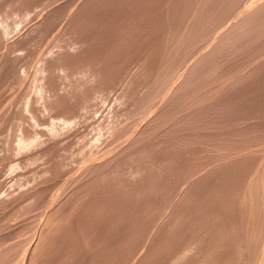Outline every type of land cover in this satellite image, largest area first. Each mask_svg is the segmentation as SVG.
<instances>
[{
    "label": "rangeland",
    "instance_id": "1",
    "mask_svg": "<svg viewBox=\"0 0 264 264\" xmlns=\"http://www.w3.org/2000/svg\"><path fill=\"white\" fill-rule=\"evenodd\" d=\"M170 1H174V0H120V1L119 0H0V8H1L0 9V68H1L0 69V82L4 83V84L7 82L5 85L0 83V89H1V91H0V93H1L0 94V104H1L0 107L2 106L0 108V112L2 111L0 113V117L3 116L2 119L5 117L3 119V122L0 121V155H1L0 159L2 158V160H0V208L2 210L4 209L3 211L0 209V212H1L0 218L2 219L0 222L3 223V224H0L2 226V227L0 226V237H1L0 238V240H1L0 241V252H1V250L5 251L4 249H7L10 246L8 248V251L11 248L10 251H12L14 253V254L12 253V255H15L14 257H11V258H15L17 260V261H15V259H11V260L15 261L13 264H20L22 261L23 262L21 264H27V263L29 264V261L31 262V264H36V263L37 264H56V263L57 264H72V263H74V264H112V263L113 264H130V263L131 264H193L194 262L196 264H211V263L212 264H222V263H224V264L225 263L226 264L227 263H229V264H241V263L242 264H248V263H251V264H253L255 262V261H253L255 259V257H254V255L256 253L255 251L258 252V250H256L255 246H259L258 248H260V250H261L263 245H264V244L263 245L260 244V243H264V241L262 239H260L262 241L259 242V238L261 237L262 233L264 232V231L261 232V230H264V227H263V225H264L263 224L264 212L261 210H264V209H261L262 206H260V204L264 205V203H262V202L260 204L257 203V202H260L259 199L262 200L264 198V189L262 188V186H264V176H263L264 175V162H263L264 161V146H263L264 145V139H263L264 138V123H263L264 122V96H263L264 95V76H263L264 64L261 65V63H264V58H261L259 60L261 62V63L260 62L259 63L262 66L260 70L263 74L261 72L260 73L263 76L261 78L263 80H260L261 76H259V75H261V74L258 72V69H256V73L254 72L255 67H258L260 65L257 64L256 66L253 67L252 66L253 64H252L249 67L254 68V70H252L248 67L246 69V71L249 69L250 70L249 72L252 73L251 75H253V73H255L256 75L254 74L252 81H249V82H251V84L250 83L246 84V86L248 85L247 86L248 88L245 86V83H247L246 81L245 82L242 81V82H244V84L242 85V86H244V88L239 87V89H241V91L240 90L238 91V89L236 87V86H238V84H235L234 83L235 81H233L234 84H232V85H231V83L229 84V86L234 87L233 89L234 90L236 89L239 93L237 91L232 92V90H230V89H229V91H227L226 88H223L225 90L220 88V92H219V88H218V92L221 93L219 95L217 93L218 98L219 99L221 98L220 102H219V100H217V95L215 94L217 92V90H215V92L213 94H210V96H211L210 98L213 97L212 101H214L216 103L218 102L217 103L218 106H217V105H215L216 103L212 104V101H210V104H212L211 107H214V106H217L218 108L220 107L221 109L220 108L219 109L214 108V110L216 112L219 110L218 112L220 114H218V112L216 114L215 111L213 113V108H211V107L208 108V110L210 112L212 109L211 113L209 111H207V108H205L206 111L209 112V114H211V116H213V117L215 116V118H217L221 114H223L225 117V118L224 117L223 118L225 120L222 119L223 115H221L219 117L221 119V121L219 120L220 123L218 124V122H217L218 118H217V120L212 119V121H209L212 117H208L209 118L208 120H207V118H203V117H206V113H204V111H205L204 108H202L203 110L201 109L202 111L201 110H199V112L197 111V113H199V114H200V112H203L202 114H205L204 116L201 114L202 119H200V117H199L198 121H199V119H200V121L201 120L206 121V122L202 121L203 122L202 126L204 127L205 131L203 133L198 131L197 133L202 134V137H204L205 136L204 134H206V136H208V137H210V139L212 138L214 140L216 137H219L220 133H221V135L224 134L223 132H225V131H228L229 132L228 135H230L228 137L232 138L231 134L233 132L234 133L233 138L230 140H227L228 143L230 142L229 144H231L232 142L235 143V144L232 143L233 147H231L232 145L229 146V144L225 143V141L223 142V140H219L220 137H221V139H223V137L225 139V136L227 135V133H225V136L220 135V137L217 138L218 142L215 139L217 144H219V142L221 143L217 149V150L220 149V151H219L220 153L215 151L216 150L214 148V147H216L215 141L213 142L214 146L212 145V143H211V145L209 144L210 147L213 146V148L209 147V148H207L209 150H205L207 147V144H208L207 142H206V144H205V142L203 143V140L205 138L202 139L201 141H202V144H205L206 147L204 146V148H205L204 150L200 149L199 146L198 147L196 146V145H200L198 143L201 141L197 140V138L200 135L197 134V136H198L197 137L195 135L196 134V132H195V134H193V136L194 135L196 136V137L194 136L196 140L192 139V133H190L191 134V138H190L191 142L193 140L195 143L194 147L192 146V148H191V145H193L192 144L193 142H192L191 145L189 147H187L188 149L182 148L183 150L186 149V151H184V153H183V152H180L183 150H181V149L178 150V148H180V146H183V144L182 145L178 144L179 146L177 148L175 147L176 151L174 150V154H173L174 156H172V154H170V156H168L169 153L172 151L171 147H174V145L172 146L170 144H173L174 140L176 143H179V140L181 138H179V139L177 138V140H176V137L179 134V131L175 132V131L169 130L170 134H171V132H175V133H172L174 135L175 139H174V137L171 136L172 134L170 135V137H172L174 139V140L171 139V140H173V142L169 139L172 142V143H170V141L168 140V138H170V137L167 138V134H169V133L166 134L165 131L167 130V128L164 129V127H162L163 128L162 131L158 130V131H156V133L153 132V134H150V136L153 135L152 136L153 138H155L154 136H156L158 139V137H161L160 134L162 132V137L164 139H161V140H168L169 142H163L160 139H158L157 141H154V142H156V143H154V142H152L153 140L152 141L150 140L151 142H149V143H153V144H147L146 146H143V148H142L141 146L145 144V143L143 144V141H146V143H147V141H149V138H152L150 136L148 137L147 133H144V135L146 134L145 135L146 137L142 135L143 137H145L144 140L134 142V141H136L135 137L136 136L138 137L139 134L141 133L140 130L143 127L142 124L143 125L145 124V127H146L147 124L149 123L150 119H151L150 117H152V119H154L153 117H155V116H153L154 115L153 113H156V111H155V110H157L156 106L159 107V105H161V102L164 100V99L162 100V98H164V96H166V94H168L165 92L164 93L165 95L164 94L161 95V97H160L161 99H159L160 101L156 102L157 105L155 104V108H153V110L151 112L149 111L147 115H144L145 118H144V116H142L141 119L139 118L141 120V121L138 120L140 123L134 122L136 120V118H134V116H132V115H135V114H131L132 118L130 117L129 114H130V112L132 113V110H133V109H131V108H133L132 106L137 104V102L140 106L141 100H138V97L145 96L143 94L147 91L145 89H147L146 87H148V85H147V84H149L148 80H150V82H151V80L153 78L150 75H153L152 71L154 70L153 68H155L154 66H156L155 62H157L158 57H160V55H159L160 53L156 54L155 52H159V51L163 52L165 50V48H163V50L159 49V48H161L164 37L167 36L166 38H168L169 34L173 32V31H170L169 29L170 28L172 29V25L173 24L175 25L177 23V19H179V18H177L174 20L173 18H176L175 15L177 16V14L179 12H181V13H179V15H180L183 12V10H181V4H182L181 2L182 1L184 2L185 0H179L180 1L179 3H178V0H175L174 2H172L173 6L169 5V3L171 4ZM236 1H238V0H236ZM241 1L240 0L238 1V5H237V2L234 1L235 5L239 6ZM252 1H253V3L256 2L258 4L261 3V1L264 2V0H261V1L260 0H246V1L243 0L242 3H245V4H243L241 6H245V8L243 7V9H246V5L249 6V8H251L253 5V3H252V5L250 6ZM257 1H260V2H257ZM185 2L187 3L188 1L186 0ZM185 2L183 3V5L185 4ZM232 2H233V0H232ZM234 2L231 6H235ZM256 3H254V5H256ZM175 4H176V7H178V8L174 7ZM254 5H253V7H254ZM34 6L36 7L35 9H34ZM67 6H69V7H67ZM169 6H170V9H168ZM237 6H235L233 8L237 9ZM166 7H168V8H166ZM171 7L173 9L175 8L177 10H179V7H180L181 11L179 10V12H178V11H175V9H174V12H175L174 15H173L174 12L171 11L173 16H171L170 18L172 19V21L173 20L174 21H173V24H170L171 26L169 28L168 27L169 23H171V20L169 18V13H170V10H173ZM182 7H185V6H182ZM239 8H240V6H239ZM236 9H234V14H236L235 13ZM164 11L165 12L168 11V13L166 14ZM229 11H230L229 14H231L232 8H230ZM240 11H239V13H237L238 17H240V13H241ZM96 12H98V13H96ZM237 12H238V10H237ZM242 12H243V10H242ZM88 13L90 16L88 15ZM171 13H170V15H171ZM227 13H225V14H227ZM50 14H52L53 16ZM233 15H228L229 17L227 16L228 17L227 19L229 20V22L227 20V22L229 23L228 25H227L226 17H225V20H221V22H220L222 25H220V27L216 26L217 27L216 29L214 28L215 32L213 31L214 32L213 34H216L215 36L224 32L225 29L227 30V28L231 27L230 23L232 25L233 22H235V21L232 22V20H235V18H236L235 17L236 15H234V16ZM167 17H168V19H167ZM230 18H231V20H230ZM71 19H73V20H71ZM162 20L163 21L166 20L165 22L167 23V25L166 24L164 25V22ZM175 21H176V23H175ZM222 22L225 24L223 25ZM178 24H177V26H178ZM43 25H45V26H43ZM65 25H67V26H65ZM163 25L167 26L169 29L164 28ZM162 26H163V28H161ZM222 27H226V28L222 29ZM157 29H159V30H157ZM162 29L163 30L166 29L167 31L169 30L170 32L168 31V33H165L167 31L166 30L163 31ZM106 30H108V31H106ZM160 30H162V31H160ZM216 30H218V31L220 30L221 32L219 31L217 34ZM156 32H158V33H156ZM105 33H106V35H105ZM121 33H123V34H121ZM163 33H165V34H163ZM156 34H158L163 39L161 40V38H159L158 35H157L158 36L157 37ZM213 34H212V38L213 37L215 38V36ZM59 35H61V36H59ZM162 35L164 37H162ZM9 36H11L12 38ZM21 36H22V38H21ZM38 36H39V39H38ZM115 36H116V38H115ZM57 37H58V39H57ZM51 38H52V40H50ZM86 39H88V40H86ZM64 40H65V42H64ZM97 40H99V41H97ZM150 40H152V41H150ZM25 41H27V42H25ZM20 42H21V44H20ZM159 42L161 43V45L158 44ZM164 44L165 45H162L163 47L166 46L167 42L166 43L164 42ZM203 44H201L198 47L199 49H201V50H199L200 52L198 51V48H197V51H195V49L193 50V53H191V55L193 54V57H191L189 55V58L186 59L188 61L190 60L189 63L184 62L185 64H183V67H180V71L182 68V71L184 72L185 69L190 64H192L193 61H195L198 56H200V54L205 53L204 50L206 51L209 49L206 46H204V47H206L207 49L204 48ZM205 44H206V42H205ZM207 44L209 46V43H207ZM153 45L155 48L154 51H153ZM158 45H160V46H158ZM202 48H204V49L202 50ZM27 49H29V50H27ZM101 49H103V50H101ZM146 49L148 50V52ZM62 50H64V51H62ZM129 51H130V53H129ZM139 52H141V54ZM152 52H153V55H152ZM195 52H197V53H195ZM157 55H159V56L157 57ZM20 58H21V60H20ZM23 58H25V60ZM12 61H13V63H12ZM150 62H151V64H150ZM158 62H157V64H158ZM256 63H258V61ZM145 64H147V65L145 66ZM148 64L151 66H149ZM186 64L188 66H186ZM47 65H49V67ZM147 66L149 67V69ZM258 68H260V67H258ZM52 69H53V71H52ZM147 69L151 72V74H150V72H148L149 75L146 74L148 71ZM144 70H147L146 73H144L145 72ZM183 72H179V70H178L179 75ZM239 73L241 74L242 71ZM242 74H244V71ZM246 74H247V72H246ZM142 75L144 77H142ZM179 75L176 76V78L178 77V79H175L174 82H172L169 85L170 88L167 87L168 88L166 90L167 92H169V90L174 87L173 83H174V85H176V83L180 80L182 75H180V77H179ZM133 76H134V78H133ZM140 77L143 79H141ZM256 77H257L258 81H255V80H257ZM144 78H145V80H144ZM146 79H148V80H146ZM19 81H21L22 84L19 83L20 85H17V83ZM141 81H142V83H140ZM15 82H16V84H14ZM146 82H147V84H146L147 86H145V84H144ZM8 83H9V85H8ZM236 83H238V81ZM139 84L141 86H144V87H141ZM240 84H242V83H240ZM255 85H257V86H255ZM18 86H19V89L16 90L15 87L18 88ZM47 86H48V88H47ZM106 86H108V87H106ZM13 87H14V89H13ZM226 87L228 89V86H226ZM232 87H230V88L232 89ZM149 88L151 89L152 86H149ZM221 89H222V91H226V92H221ZM245 89H247L248 91L247 90L245 91ZM10 90H12V91H10ZM117 90L119 93L117 92ZM137 90H138V93L140 95L142 93V96H140L137 93ZM143 90H145V91H143ZM12 92H13V94L10 95V93H12ZM18 92H20V94H18ZM228 92H230V95L232 93V97L229 96ZM250 92H251V94H250ZM252 92H254V93H252ZM222 93L228 94L229 97L225 96V95H224L225 98L221 97V96H223ZM235 93H236V95H235ZM6 94L8 95L7 97L5 96ZM85 94L88 95V97ZM98 94H99V96H98ZM106 94H108V95H106ZM136 94H138L139 96ZM145 94H147V93H145ZM21 95H22V97H21ZM132 95L135 97L133 98ZM250 96H251V98H250ZM5 97H6V100L4 99ZM119 97H120V99H119ZM230 97H231V99H230ZM129 98H131V100H128ZM222 98L224 100L227 98L226 100H228L227 101L228 103L227 102L225 103V101ZM102 100H103V102H102ZM110 100H111V102H110ZM221 100L224 102H222ZM10 101H12L13 104ZM235 101H236V104H234ZM117 102H118V104H117ZM229 102H230V104H229ZM7 103L9 105H7ZM114 103H116V104H114ZM219 103L221 105H222V103H223V105L225 104L226 106L224 105V107H226V108H223V106L221 107V105ZM246 104H247L246 108L249 107L248 108L249 110L244 108ZM102 105H103V107L101 108ZM137 105L134 107L135 108L134 110H136V111H137V109H136ZM230 105H233L232 109L228 110L229 107H231ZM234 105H235V107H234ZM242 105H243V108L241 107ZM127 106H130L129 107L130 109H128ZM139 106H138V108H139ZM6 108L7 109L9 108L10 110L8 109V111H5V110H7ZM252 108H253V110H251ZM49 109H50V111H49ZM236 109H238V110H236ZM136 111H134V112L136 113ZM229 111H231V112H229ZM237 111H240V112H237ZM10 112H11V114H10ZM151 113H152V115H151ZM238 113L240 115H238ZM7 114H8V116H7ZM59 114H61L62 116ZM89 114H91V115H89ZM4 115H6L7 117ZM128 115L130 118L128 117ZM237 115L239 116V118L241 116L240 119L243 120V121L239 120L240 121V122H238L239 124L235 120V119H237V120L239 119L237 117ZM123 116H124V118H122ZM207 116H208V114H207ZM226 116L227 117L230 116V117L226 119ZM233 117L235 118L234 123L237 124L236 125L237 127H239L238 130L240 129L238 132L236 131L237 127L234 126L235 124H232L233 122H231ZM244 117L247 120H245ZM125 118L127 120H124ZM128 118L131 119V121L128 120ZM2 119L0 118V120H2ZM132 119H134V120H132ZM250 119L254 122L251 123ZM120 120H122V121H120ZM222 120H224V121L229 120V121H227V123L225 122L226 125L223 126L225 123L224 122L222 123ZM142 121L144 123H142ZM70 122H71V124H70ZM133 122L135 125L133 124ZM146 122H148V123L146 124ZM195 123L198 124L200 122H195ZM248 123H249V126H248ZM250 123H251V125L253 124L254 127L250 126ZM7 124H9V125H7ZM196 124H195V126L197 127L196 130L203 131V130H201V125L198 124V126L200 125V127L198 129V126ZM204 124L206 125V127L209 128L208 130L214 131V132L210 133L209 131H207L206 130L207 128L205 129ZM207 124H209V125H207ZM214 124L216 126L215 128H218V126H219V129H220V126L223 124L221 127H224L225 129L224 128H221V130L216 129L217 132H215L216 130H214L215 129ZM217 124H218V126H217ZM130 125H131V127H130ZM192 125H191V129L189 128L190 132H192L191 130L194 127V125H193V127H192ZM135 126L136 127L138 126L137 127L138 129ZM145 127H143V129ZM185 127H186V125H185ZM187 127H189V126H187ZM229 127H230V129L233 128V130L227 129ZM246 127L249 130L251 128H254V129H251V132H250ZM168 128H170V126ZM244 128L247 129L248 132H246V130H244ZM258 128H259V130H258ZM52 129H53V131H52ZM222 129H224L225 131ZM160 130H161V128H160ZM171 130H172V128H171ZM182 130H184V129H182ZM182 130H181V132H182ZM241 131H243V132L245 131L247 134L246 136L250 135L249 134V132H250V133L254 134V136L257 138L254 137L255 138L254 139L253 136H250V138L248 137L249 139H251V137H252L253 140H255V141H253V143H251L252 142L251 140H250L251 142H249V143L245 142L244 141L245 139H242V138H241L242 139L241 142L240 141L238 142L239 138H237L236 136L242 137L243 134L245 135V133L242 134ZM83 132H85V133H83ZM138 132H140V133H138ZM181 132H180V134H182ZM187 132H188V130H187ZM205 132H207L208 134ZM218 132H219V134H218ZM236 132H237V134H236ZM157 133L158 134L160 133L159 136L157 135ZM184 133H186V132H184ZM125 134H126V136H125ZM180 134H179V136H181ZM190 134L189 135L186 134L185 136H190ZM215 134H216V136H215ZM239 134H241V135H239ZM18 135H20V136H18ZM92 135H95V136H92ZM182 135H184V134H182ZM142 136H141V138H142ZM212 136H215V138ZM91 137H93V138H91ZM129 137H133L134 139L129 138ZM202 137L200 136L199 138H202ZM208 137H206V138H208ZM243 137H245V136H243ZM128 138H129V140H128ZM245 138L247 141H249L247 139V137H245ZM38 139H40V141ZM106 139H107V141H106ZM182 139H184V138L182 137ZM190 139L187 138V140H188L187 143L188 142L190 143ZM2 140H4V141H2ZM12 140H14V141H12ZM155 140H156V138H155ZM32 141H34V142H32ZM130 141L133 143H130ZM195 141H197V142H195ZM30 142L32 145H29ZM55 142H57V143H55ZM127 142L130 143L129 145H131V146H132V144H135V146L137 145L135 147L136 149L134 148V150H133L134 152H132L134 145L132 146L131 150L126 151V149L128 148L127 146H125V145H128ZM184 142L185 141L183 140V143ZM210 142H211V140L209 141V143ZM236 142H238V143H236ZM167 143H169V144L167 145ZM256 143H257V145H256ZM261 143H263V144H261ZM93 144H94V146H92ZM122 144L126 147V149H121V148H125ZM139 144H140V146H139ZM236 144L237 145L242 144L243 149H240V147L242 148L241 145H239V147H238ZM246 144H248V146H246ZM24 145H25V147H24ZM234 145L236 146V148ZM161 146L164 147L163 150H166V149L168 150V148L170 147L171 148V149L169 148L170 152L167 154L166 151H163L161 149L162 148ZM176 146H177V144H176ZM184 146H185V143H184ZM258 146H259V148H258ZM200 147L203 148V145H201ZM225 147H227L228 149H229V147L232 148V150L229 149V151H232L231 153L228 152L229 156H228V153L226 155V151H228V150H226ZM38 148H41V150ZM69 148H70V150H69ZM99 148L100 149L102 148L101 151ZM233 148H235V149L239 148L240 150L237 149L238 151L236 150L237 152L235 153V151H233ZM213 149L215 152L212 151ZM15 150H17V151H15ZM112 150L113 151L115 150L114 152H116V153H114ZM120 150H123L125 153H122L123 151H121V152H118V154H117V151H120ZM160 150H162V152ZM85 151H87V153ZM15 152H16V154H15ZM63 152H65V153H63ZM103 152L106 154H104ZM129 152H132V153L127 154ZM164 152H166L167 155L164 154ZM175 152H178V153L180 152V154L175 153ZM201 152H202V154H200ZM257 152L258 153L260 152L259 155ZM77 153H78V156L76 155ZM89 153H91L92 156H90ZM95 153L96 154L100 153L101 156L100 155L95 156ZM112 153H114L115 155ZM140 153H141V155H140ZM172 153H173V151H172ZM51 154H52V156H51ZM152 154H154L155 156ZM256 154H257V156H256ZM112 155H113V157H111ZM122 155H128V156L127 157L124 156L125 158H123ZM236 155L238 156V158ZM261 155L263 156V158ZM93 156H94V158H93ZM103 156L107 157V158L110 156L111 158H108V159L114 158L113 161H115V159H117V158H115L116 156H120L121 159L118 158L120 160V162L118 161L116 163V161H115V163L117 164L116 166L114 165L113 161H112L113 165L111 164L112 162L110 163L111 165L108 164L111 167L115 166L113 169H111V167L106 166L107 168L104 167L105 170L103 169L104 172L102 170H99L100 172L98 171L99 172L98 174L96 172L95 175L93 173L94 176L90 175L93 178L88 175L87 177H90V178H89V180L86 179L85 178L86 175L84 177V174L82 175L81 173L86 171V168L89 165L90 160L93 161V159H94L95 161H93V163L97 162L95 164H98V163L102 164V161L106 162V160H107V158H103ZM201 156H202V158L203 157L204 158L202 159ZM260 156L263 160L260 159ZM257 157H259V158H257ZM96 158H98L99 160ZM197 158H199V159H197ZM230 158H232V159H230ZM206 159H208V160H206ZM216 159L217 160L219 159V161L217 162ZM211 160L212 161L214 160V161L212 162ZM233 160H234V162H233ZM27 161H29V162H27ZM123 161H125V162H123ZM215 161H216V163H215ZM209 162H210V164H209ZM82 163H83L84 167H82L83 166ZM137 164H139V165H137ZM185 165H187V166H185ZM203 165L204 166L206 165L207 170H204L206 168H204V169L201 168V167H204ZM209 165H211V166L209 167ZM216 165H217V167H216ZM236 165H238V166H236ZM73 166H74V168H73ZM71 167L73 168L74 171H76L77 174L74 171H72V169H70ZM79 167H80V169H79ZM232 167H233V169H232ZM257 167H259L262 174H260L256 171V170H259ZM181 168H182V170H181ZM199 168L201 169V171ZM245 168H246V170H245ZM78 169H79V172H78ZM162 169H163V171H162ZM68 171H70V172H68ZM189 171H190V173H188V175H187V172H189ZM198 171L200 172V174ZM126 172H127V174H126ZM256 172H257V176H255ZM67 173H69L70 175H68ZM169 173H170V175H169ZM252 173H254L255 174L254 176L256 177V179H258L257 183H259L261 181V178L263 179V182L262 183L260 182V184H258V185L255 184L254 183L256 181L255 177H253V180L251 179L252 178L251 176H253ZM73 174L75 176V179L78 177L77 175H79V177L83 176L82 177L83 179L79 178V177L78 178L80 181H81V179L84 180V182L81 181V183H82L81 184L80 181L78 180L79 181L78 184H75V182H74L75 180H72V179H74ZM99 174H101V175H99ZM193 175H194V177L197 176V178H193ZM259 175L260 176L262 175V176L259 177ZM238 176H240V177H238ZM71 177H73V178H71ZM94 177H95V179H94ZM217 177H219V178H217ZM248 178H250L252 181H254L252 183L258 189L251 183V180ZM49 179H51V180H49ZM185 179H187V180H185ZM191 179H192V181H191ZM182 180H184V181H182ZM238 180H239V182H238ZM67 181L69 183L72 182L73 185L68 184ZM120 181H121V183H120ZM151 181H153L154 183L151 184ZM197 181H198V183H197ZM249 181L254 186L253 187L250 185L251 187H253V191L256 188V191L258 190L261 193L260 194L261 196H259L258 195L259 192L255 191L257 193V195H256L257 197L254 196L256 198V199L255 198L254 199L257 200V198H258L257 202H255L254 199L253 200L250 199L251 197L249 195L251 193L248 194L249 197L247 196V200H249V201L251 200V202L253 201V202L257 203L256 205H254L255 203H252L254 205V206L253 205L252 206L253 207L256 206V208H254V213L258 212L260 217L256 216L258 214L254 215V213H252L253 210L252 211L250 210L251 208L249 207L250 206L249 204H251V203L249 201H248L249 206L246 205L247 200L245 203L243 201L244 199H246L244 197H246L247 193L245 192L246 194H244L242 191L249 190V188H246V186L250 184ZM66 183H67V185H64ZM76 183H77V181H76ZM179 183H180V185L182 183V185L180 186ZM79 185H80V187H79ZM10 186H11V188H10ZM71 187L74 189H72ZM21 188H22V190H21ZM65 188H67L66 189L67 192L64 190ZM68 188L70 190H68ZM250 190L252 192V188H250ZM250 190H249V192H250ZM153 191H154V193H152ZM17 192L19 195L17 194ZM68 192L69 193L71 192V193L69 194ZM32 194H33V196H30ZM37 194H39V195H37ZM147 194H149V195H147ZM162 194H164V195H162ZM54 195H55V197H54ZM59 195L61 196V198ZM57 197H59L58 200H56ZM103 197L105 199H103ZM259 197H263V198H259ZM67 199L70 201H68ZM173 200H175V201L173 202ZM130 201H132V202H130ZM39 202H41V203H39ZM70 202H72V203H70ZM237 202H239L238 203L239 205L236 204ZM263 202H264V200H263ZM184 203H186V205ZM17 204H18V206H17ZM65 204H67L68 206ZM159 204L162 206L160 207ZM196 204H198V205H196ZM179 205H180V207H179ZM219 205H221V206H219ZM245 205L248 208H246ZM167 206H169V207H167ZM259 206H260V208H259ZM162 207H163V209H162ZM243 207H245V209ZM253 207H252V209H253ZM146 208H148V209H146ZM263 208H264V206H263ZM247 209H249L248 212H250L251 216L253 214L255 219H256V217H258L256 220L257 223H255L254 218L251 219L253 216L251 218H250V216H248L249 213H247L246 217L248 219L250 218L251 221H250V219L247 221L246 218H244V220H243V215H246ZM256 209H260V210H256ZM255 210H256V212H255ZM4 212H5V214H4ZM152 213H153V215H152ZM87 214L89 217L87 216ZM4 215L8 219L10 218V220L5 219ZM52 215H53V218H51ZM33 216H35V217H33ZM145 216H146V218H145ZM235 217H236V219H235ZM237 217L238 218L240 217L239 220H237L238 219ZM259 218L261 220V224H263V225H258L260 223V220L258 222ZM115 219H116V221H115ZM245 219H246V221H245ZM155 220H157V222ZM8 222L9 223L11 222V224H9ZM74 222H75V224H74ZM246 222H248V223H246ZM252 222H254V225H252L253 224ZM6 223L8 226L4 225ZM45 223H48V224L46 225ZM138 223H139V225H138ZM245 223L248 226L245 225ZM29 224H30L31 228L29 227ZM53 224L56 226H54ZM255 225H256V227H254ZM32 226H35V227L32 228ZM244 226L246 228H249V230H250V226H253L254 228H256V230H255V229H253V227H251L252 230L256 231V232L250 231V233H252L253 236H252V234L248 233L249 231H247ZM22 227H23V229H22ZM92 227L93 228L96 227V228L93 229ZM179 227H180V229H179ZM258 227L259 228L262 227V228L259 230V229H257ZM127 228H128V230H127ZM28 230H30V231H28ZM235 230H236V232H234ZM257 230L260 232L258 233ZM26 231H28V232L26 233ZM34 231H35V233H34ZM57 231H59V232H57ZM127 231H128V233H127ZM20 232H22V233H20ZM241 232H242V234H240ZM257 233L261 234V235H258ZM46 234H47V236H46ZM48 234H50V235L48 236ZM254 234H256V235L254 236ZM30 235H31V237H30ZM98 235H100V236H98ZM243 236H247V237H245L247 240H245V238ZM249 236L250 237L252 236L251 239ZM104 238H105V240H104ZM248 238H249L250 242H252V243H250L251 245L247 244V246H250V247H247L245 245L246 243L249 242ZM252 238H254V239H252ZM256 238L258 239L256 242L259 245L256 244V242L254 241ZM262 238L264 239V237H262ZM24 239L27 240V242ZM140 239H141V241H140ZM251 240H253L254 242ZM36 241H38V242H36ZM106 241H107V243H106ZM108 241H111V242H108ZM203 241H204V243H202ZM244 241H247V242H244ZM121 242H122V244H121ZM154 242H156V243H154ZM165 243H166V245H165ZM125 244L126 245L128 244V245L126 246ZM238 244H240V245H238ZM242 244H244L245 247ZM253 244L255 245L254 248L252 246ZM239 246L242 247V250ZM15 247H17V248L19 247V248L17 249ZM55 247H56V249H55ZM238 247H239V250L241 251V253L238 250ZM12 248H13V250H12ZM91 248H93V249H91ZM243 248H245L246 250ZM249 248L250 249L252 248L251 251ZM33 249H35V250H33ZM247 249L249 250V252ZM253 249H255V251ZM252 250L254 252V255H253L254 259H252L251 258L252 256L250 255V254H253ZM153 251H154V253H153ZM245 251H247V252H245ZM244 252L247 255H245ZM36 253H38V254H36ZM112 253H113V255H112ZM238 253H240V254L238 255ZM248 253H250L249 254L250 257L248 256ZM20 255L22 256L21 258H20ZM240 255H242L241 256L242 258L245 257L246 259L245 258L242 259L240 257ZM139 256H140V258H139ZM233 256H234V258H233ZM238 256H239V258H238ZM22 258H23V260H22ZM158 259H159V261H158ZM237 259H239V260H237ZM249 259H250V261H249ZM243 260H245V261H243ZM11 262H13V261H11Z\"/></svg>",
    "mask_w": 264,
    "mask_h": 264
},
{
    "label": "bare ground",
    "instance_id": "2",
    "mask_svg": "<svg viewBox=\"0 0 264 264\" xmlns=\"http://www.w3.org/2000/svg\"><path fill=\"white\" fill-rule=\"evenodd\" d=\"M120 1V0H119ZM175 1V0H174ZM174 1H170L171 2V4H172V2H174ZM186 1V0H185ZM184 1V2H185ZM188 2L186 3L185 2V4L183 5V1L181 2L182 4H181V10H183V12H182V14H180L179 15V13H181V12H179V10H180V7H179V10H177V9H175V11H178L179 13L177 14V16L175 15V17L176 18H173L174 20L175 19H177V18H179V19H177V23H176V21H175V25L173 24V21H172V19L170 18L171 16H173L174 14H175V12H174V9L173 10H170V13H171V11L172 12H174L173 13V15H172V13H171V15H170V13H169V18H170V20H171V23H169V28H170V24H173L172 25V29L170 28H168L167 26H164L165 24L167 25V23L165 22V21H163L164 22V28H166V29H169L170 31H173L172 33H170L169 34V36H168V38H166V37H164L163 35H162V37H164V40H163V43H162V45H165L164 44V42L166 43L167 42V44H166V46L165 47H163L162 45H161V43L159 42L158 44H160L161 45V48H159L160 50H163V48H165V50L163 51V52H161V51H159L157 48V50L159 51V52H155L156 54H158V53H160L159 55H160V57H158L159 55H157V57H158V64H157V62H155L156 63V66H154L155 68H153L152 70V74L153 75H150V76H152L153 78H152V80H151V82H150V80H148V79H146V80H148L149 81V84H147V82L146 83H144L145 84V86H147L148 85V87H146L147 89H145V90H147L145 93H147V94H145L144 92V94L143 95H145V96H142V93H141V95L138 93V90H137V93L140 95V96H142V97H138L139 95L138 94H136V95H138L137 97H138V100H141L140 102V106H139V104H138V102H137V104H133L134 106H132L133 108H131V109H133L132 110V113L130 112V117L132 118V116H134V118H136V120L134 121V122H137V123H140L139 121H141L140 119L142 118V116H144V115H147L148 114V112L150 111H152L153 110V108H155V104H156V102H158V101H160L159 99H161L160 97H161V95H163L165 92L166 93H168V94H166V96H164V98H162V102H161V105H159V107L158 106H156L157 107V110H155L156 111V113H153L154 115L153 116H155V117H153L154 119H152V117H150L149 119H150V121H149V123L148 122H146V124H147V126L145 127V124L143 125L142 123H144L143 121H142V126L143 127H145L144 129H143V127H142V131L140 130V132H138V133H140L139 134V136L137 137H135L136 138V141H134V142H137V141H140V140H144V138L146 137L145 135H144V133H147V136L149 137L150 136V134H153V132L154 133H156V131H162L163 130V128L162 127H164V129H166L167 128V130L165 131L166 132V134L167 133H169V134H167V138L168 137H170V135L172 134V133H175V132H177V131H179V134H180V132H181V130L182 129H184V130H182V134H184V135H182V134H180L181 136H179V134L177 135V137H176V140H177V138L179 139V138H181L180 140H179V143H176L175 142V137H174V135L172 134L171 136L172 137H174V139L172 138V137H170V138H168V140L170 139H173L174 140V142H173V140H171L172 142H173V144H170V145H174V147H171L172 148V151H173V153H172V151L170 152V150H169V148H168V150L166 149V150H163L164 149V145L163 146H161L160 148L163 150V151H166L167 152V154L169 153V155L168 156H170V154H172V156H174L173 154H174V150L176 151V148L179 146V145H182L183 144V146H184V143H185V146L183 147V146H180V148H178V150H183L182 148H187V147H189L190 145H191V143L193 144V145H191V148H192V146L194 147L195 145V143H194V139H195V137L197 136V134H199V133H197L198 131L199 132H201V133H203L205 130H204V127L202 126L203 125V122H206L205 120L203 121V120H201L200 121V119H202V116H201V114L203 113V112H200V114L199 113H197V111L199 112V110H201L202 108H207V111H209L208 110V108H210L211 106H212V104H214V103H216V102H214V101H212L213 100V97L212 98H210L211 96H210V94H213L214 92H215V90H217V92L215 93L216 95H217V93H218V95L219 94H221V93H219L220 92V88H226V90L227 91H229V89L230 90H232V92H236L237 90L235 89H233L234 87H232V86H229V84L231 83V85L232 84H238V86H236L237 87V89H238V91L240 90L241 91V89H239V87H241V88H244V86H242L243 84H244V82L246 81L247 83H245V86H246V84H248V83H250L251 84V82H249V81H252V79H253V75L256 73V69H258V72L260 73L261 72V65H263L264 63H261L259 60L261 59V58H264L263 56H264V2H262L261 0V3H256V2H254V3H256V5H254V3H253V1L251 2V4H250V6L252 5V3H253V5H254V7H253V5H252V7L251 8H249V6H247L246 5V9H243V7L245 8V6H241V5H243V4H245V3H242V1L240 2V4H239V6H240V8H239V6H237L238 5V1H236V0H233V2L235 1V2H237V5H235V2H234V5L235 6H237V9L236 8H233V7H235V6H231L232 4H233V2H232V0H187ZM246 1V0H245ZM260 1H257V2H260ZM90 2V1H89ZM118 2V1H117ZM180 1L178 0V3H179ZM4 3V2H3ZM24 3V2H23ZM133 3V2H132ZM131 3V4H132ZM158 3V2H157ZM163 3V2H162ZM168 3V2H167ZM242 3V4H241ZM248 3V2H247ZM2 4V3H1ZM47 4V3H46ZM170 3H169V5L170 6H173V4L171 5ZM91 5V4H90ZM103 5V4H102ZM118 5V4H117ZM95 6V5H94ZM98 6V5H97ZM136 6V5H135ZM170 6H169V8L168 7H166V8H168V9H170ZM178 6V5H177ZM182 6H185V7H182ZM67 7H69V6H67ZM85 7V6H84ZM111 7V6H110ZM174 7H176V4H175V6ZM248 7V8H247ZM36 7L34 6V9H35ZM46 8V7H45ZM55 8V7H54ZM53 8V9H54ZM79 8V7H78ZM93 8V7H92ZM102 8V7H101ZM158 8V7H157ZM176 8H178V7H176ZM183 8V9H182ZM230 8H232V13L231 14H229V10H230ZM239 8V9H238ZM1 9V8H0ZM48 9V8H47ZM69 9V8H68ZM83 9V8H82ZM148 9V8H147ZM167 9V10H168ZM234 9H236V14H234ZM45 10V9H44ZM51 10V9H50ZM124 10V9H123ZM180 10V11H181ZM237 10H238V12H237ZM241 10V11H240ZM242 10H243V12H242ZM29 11V10H28ZM169 11V10H168ZM168 11L167 12H165L166 14L168 13ZM239 11L242 13H240V17H238L237 16V13H239ZM52 12V11H51ZM68 12V11H67ZM102 12V11H101ZM228 12V13H227ZM48 13V12H47ZM65 13V12H64ZM63 13V14H64ZM83 13V12H82ZM93 13V12H92ZM96 13H98V12H96ZM225 13H227V14H225ZM136 14V13H135ZM165 14V15H166ZM236 15L235 17L237 18H235V20H232V22L233 21H235V22H233V24L231 25V23H230V26L231 27H229V28H227V30L225 29L226 27H222V29L224 28L225 30H224V32H222V33H220L219 35H217V36H215L216 34H213L214 32H215V30H214V28L216 29L217 27H220V25H222L220 22H221V20H225V17H226V22H227V18L229 17L228 15ZM34 15V14H33ZM50 15H52V14H50ZM61 15V14H60ZM88 15H89V13H88ZM233 15V16H234ZM47 16V15H46ZM53 16V15H52ZM84 16V15H83ZM90 16V15H89ZM164 16V15H163ZM179 16V17H178ZM228 16V17H227ZM232 16V17H233ZM93 17V16H92ZM108 17V16H107ZM152 17V16H151ZM47 18V17H46ZM45 18V19H46ZM54 18V17H53ZM57 18V17H56ZM165 18V17H164ZM181 18V19H180ZM224 18V19H223ZM34 19V18H33ZM167 19H168V17H167ZM54 20V19H53ZM61 20V19H60ZM71 20H73V19H71ZM80 20V19H79ZM100 20V19H99ZM114 20V19H113ZM129 20V19H128ZM230 20H231V18H230ZM27 21V20H26ZM25 21V22H26ZM63 21V20H62ZM70 21V20H69ZM78 21V20H77ZM105 21V20H104ZM138 21V20H137ZM155 21V20H154ZM24 22V21H23ZM35 22V21H34ZM91 22V21H90ZM102 22V21H101ZM111 22V21H110ZM160 22V21H159ZM168 22V21H167ZM225 22V21H224ZM228 22H229V20H228ZM227 22V25L229 24ZM68 23V22H67ZM71 23V22H70ZM145 23V22H144ZM162 23V22H161ZM179 23V24H178ZM220 23V24H219ZM223 23V22H222ZM134 24V23H133ZM158 24V23H157ZM177 24H178V26H177ZM225 23H223V25H224ZM63 25V24H62ZM68 25V24H67ZM67 25H65V26H67ZM120 25V24H119ZM135 25V24H134ZM152 25V24H151ZM30 26V25H29ZM41 26V25H40ZM43 26H45V25H43ZM71 26V25H70ZM126 26V25H125ZM163 26L161 27V28H163ZM177 26V27H176ZM217 26V27H216ZM12 27V26H11ZM112 27V26H111ZM141 27V26H140ZM145 27V26H144ZM158 27V26H157ZM175 29H174V28ZM66 28V27H65ZM160 28V29H161ZM31 29V28H30ZM34 29V28H33ZM38 29V28H37ZM42 29V28H41ZM165 29V30H166ZM221 29V28H220ZM35 30V29H34ZM70 30V29H69ZM88 30V29H87ZM109 30V29H108ZM108 30H106V31H108ZM157 30H159V29H157ZM163 30V29H162ZM162 30H160V31H162ZM165 30H163V31H165ZM168 30V31H169ZM93 31V30H92ZM101 31V30H100ZM103 31V30H102ZM167 31V30H166ZM168 31L167 32H165V33H168ZM169 31V32H170ZM214 31V32H213ZM217 31V34H218V32L220 31H218V30H216ZM53 32V31H52ZM78 32V31H77ZM97 32V31H96ZM221 32V31H220ZM21 33V32H20ZM51 33V32H50ZM84 33V32H83ZM156 33H158V32H156ZM165 33H163V34H165ZM12 34V33H11ZM88 34V33H87ZM121 34H123V33H121ZM143 34V33H142ZM162 34V33H161ZM160 34V35H161ZM212 34L215 36V38L213 39L212 38ZM37 35V34H36ZM57 35V34H56ZM82 35V34H81ZM105 35H106V33H105ZM139 35V34H138ZM158 34H156V36H157ZM14 36V35H13ZM40 36V35H39ZM39 36H38V39H39ZM47 36V35H46ZM58 36V35H57ZM59 36H61V35H59ZM108 36V35H107ZM159 36V35H158ZM157 36V37H158ZM9 37H11V36H9ZM12 38V37H11ZM21 38H22V36H21ZM50 38V37H49ZM101 38V37H100ZM115 38H116V36H115ZM159 38H161L160 36H159ZM9 39V38H8ZM36 39V38H35ZM56 39V38H55ZM57 39H58V37H57ZM64 39V38H63ZM145 39V38H144ZM163 38H161V40H162ZM168 39V40H167ZM33 40V39H32ZM43 40V39H42ZM50 40H52V38L50 39ZM86 40H88V39H86ZM125 40V39H124ZM166 40V41H165ZM23 41V40H22ZM57 41V40H56ZM97 41H99V40H97ZM133 41V40H132ZM150 41H152V40H150ZM25 42H27V41H25ZM30 42V41H29ZM55 42V41H54ZM64 42H65V40H64ZM205 42H206V44H205ZM17 43V42H16ZM205 45H204V44ZM207 43H209V46H208V44ZM20 44H21V42H20ZM30 44V43H29ZM64 44V43H63ZM157 44V43H156ZM201 44H203V47L204 46H206V47H208L209 49L208 50H204V54H200V56H198L197 58H196V60L195 61H193V63L192 64H190L189 66L186 64V66H188L186 69H185V71L183 72L182 71V68H181V71H180V67H183V64H185L184 62H187V63H189V61L188 60H186L187 58H189V55L191 56V57H193V54L191 55V53H193V50L195 49V51H197V48L201 45ZM18 45V44H17ZM34 45V44H33ZM53 45V44H52ZM85 45V44H84ZM88 45V44H87ZM119 45V44H118ZM160 45H158V46H160ZM10 46V45H9ZM117 46V45H116ZM19 47V46H18ZM35 47V46H34ZM112 47V46H111ZM120 47V46H119ZM126 47V46H125ZM151 47V46H150ZM206 47H204V48H206ZM11 48V47H10ZM149 48V47H148ZM204 48H202V50L204 49ZM12 49V48H11ZM22 49V48H21ZM38 49V48H37ZM59 49V48H58ZM67 49V48H66ZM83 49V48H82ZM107 49V48H106ZM111 49V48H110ZM154 45H153V51H154ZM207 49V48H206ZM27 50H29V49H27ZM33 50V49H32ZM36 50V49H35ZM101 50H103V49H101ZM147 50V49H146ZM199 50H201V49H199L198 48V51ZM12 51V50H11ZM14 51V50H13ZM16 51V50H15ZM22 51V50H21ZM62 51H64V50H62ZM78 51V50H77ZM92 51V50H91ZM20 52V51H19ZM18 52V53H19ZM114 52V51H113ZM147 52H148V50H147ZM200 52V51H199ZM34 53V52H33ZM71 53V52H70ZM101 53V52H100ZM129 53H130V51H129ZM136 53V52H135ZM140 54H141V52H139ZM154 53V54H155ZM195 53H197V52H195ZM194 53V54H195ZM202 53V52H201ZM60 54V53H59ZM58 54V55H59ZM63 54V53H62ZM67 54V53H66ZM75 54V53H74ZM78 54V53H77ZM127 54V53H126ZM199 54V53H198ZM29 55V54H28ZM110 55V54H109ZM152 55H153V52H152ZM50 56V55H49ZM55 56V55H54ZM57 56V55H56ZM73 56V55H72ZM105 56V55H104ZM134 56V55H133ZM132 56V57H133ZM136 56V55H135ZM155 56V55H154ZM196 56V55H195ZM23 57V56H22ZM70 57V56H69ZM190 57V58H191ZM31 58V57H30ZM47 58V57H46ZM103 58V57H102ZM105 58V57H104ZM146 58V57H145ZM13 59V58H12ZM18 59V58H17ZM24 60H25V58H23ZM45 59V58H44ZM147 59V58H146ZM20 60H21V58H20ZM36 60V59H35ZM47 60V59H46ZM49 60V59H48ZM192 60V59H191ZM62 61V60H61ZM89 61V60H88ZM95 61V60H94ZM141 61V60H140ZM148 61V60H147ZM146 61V62H147ZM258 61V63H256ZM263 61V60H262ZM20 62V61H19ZM59 62V61H58ZM87 62V61H86ZM122 62V61H121ZM131 62V61H130ZM144 62V61H143ZM153 62V61H152ZM261 63V65H260V63ZM12 63H13V61H12ZM47 63V62H46ZM72 63V62H71ZM97 63V62H96ZM129 63V62H128ZM140 63V62H139ZM154 63V62H153ZM53 64V63H52ZM92 64V63H91ZM150 64H151V62H150ZM253 64V65H252ZM255 64V65H254ZM257 64H259L260 66H258V67H260V68H258V67H255V70H254V68H250L249 66L250 65H252L253 67L254 66H256ZM68 65V64H67ZM93 65V64H92ZM147 64H145V66H146ZM149 65V64H148ZM36 66V65H35ZM48 67H49V65H47ZM54 66V65H53ZM73 66V65H72ZM90 66V65H89ZM94 66V65H93ZM116 66V65H115ZM134 66V65H133ZM149 66H151V65H149ZM185 66V65H184ZM2 67V66H1ZM55 67V66H54ZM61 67V66H60ZM136 67V66H135ZM148 67V66H147ZM250 68V69H252V70H254V72L255 73H253V75H251L252 73H250L249 71V69L246 71V69L247 68ZM264 67V66H263ZM8 68V67H7ZM28 68V67H27ZM87 68V67H86ZM124 68V67H123ZM1 69V68H0ZM9 69V68H8ZM36 69V68H35ZM134 69V68H133ZM148 69H149V67H148ZM147 69V70H148ZM264 69V68H263ZM12 70V69H11ZM67 70V69H66ZM71 70V69H70ZM90 70V69H89ZM147 70H144L143 72L144 73H146V71ZM178 70H179V72H183V73H181L180 75H182L181 76V78H180V80L176 83V85H174V83H173V88L172 89H170L169 90V92H167L166 90L168 89L167 87H169V85L172 83V82H174V80L175 79H178V77L176 78V76L177 75H179V73H178ZM2 71V70H1ZM9 71V70H8ZM52 71H53V69H52ZM82 71V70H81ZM85 71V70H84ZM111 71V70H110ZM142 71V70H141ZM242 71V73H243V71H244V74H240L239 72H241ZM58 72V71H57ZM122 72V71H121ZM134 72V71H133ZM139 72V71H138ZM148 72H150L149 70L147 71V75H149L148 74ZM246 72H247V74H246ZM263 72H264V70H263ZM27 73V72H26ZM59 73V72H58ZM102 73V72H101ZM262 73V72H261ZM260 73V74H261ZM34 74V73H33ZM128 74V73H127ZM140 74V73H139ZM150 74H151V72H150ZM263 74V73H262ZM262 74L261 75H259V76H261L260 77V80H263V79H261L263 76H264V74H263V76H262ZM7 75V74H6ZM23 75V74H22ZM56 75V74H55ZM91 75V74H90ZM120 75V74H119ZM136 75V74H135ZM180 75H179V77H180ZM256 75V74H255ZM15 76V75H14ZM21 76V75H20ZM82 76V75H81ZM88 76V75H87ZM96 76V75H95ZM138 76V75H137ZM258 76V75H257ZM258 76V77H259ZM5 77V76H4ZM59 77V76H58ZM67 77V76H66ZM130 77V76H129ZM142 77H144L143 75H142ZM16 78V77H15ZM69 78V77H68ZM78 78V77H77ZM121 78V77H120ZM128 78V77H127ZM133 78H134V76H133ZM141 78V77H140ZM17 79V78H16ZM31 79V78H30ZM29 79V80H30ZM52 79V78H51ZM89 79V78H88ZM119 79V78H118ZM139 79V78H138ZM141 79H143V78H141ZM256 79H257V77H256ZM2 80V79H1ZM35 80V79H34ZM44 80V79H43ZM67 80V79H66ZM78 80V79H77ZM107 80V79H106ZM117 80V79H116ZM135 80V79H134ZM144 80H145V78H144ZM3 81V80H2ZM16 81V80H15ZM72 81V80H71ZM128 81V80H127ZM138 81V80H137ZM233 81H235L234 83H233ZM238 81V83H236ZM240 81V82H239ZM242 81H244V82H242ZM255 81H258V79L257 80H255ZM4 82V81H3ZM24 82V81H23ZM30 82V81H29ZM28 82V83H29ZM37 82V81H36ZM126 82V81H125ZM144 82V81H143ZM254 82V81H253ZM1 83V82H0ZM7 83V82H6ZM5 83V84H6ZM19 83H21V81H19L18 83H17V85H20ZM50 83V82H49ZM96 83V82H95ZM103 83V82H102ZM124 83V82H123ZM140 83H142V81L140 82ZM240 83H242V84H240ZM262 83V82H261ZM1 84H3V85H5L4 83H1ZM13 84V83H12ZM14 84H16V82L14 83ZM22 84V83H21ZM24 84V83H23ZM27 84V83H26ZM37 84V83H36ZM41 84V83H40ZM70 84V83H69ZM116 84V83H115ZM120 84V83H119ZM122 84V83H121ZM132 84V83H131ZM147 84V85H146ZM241 86H240V85ZM8 85H9V83H8ZM16 85V86H17ZM30 85V84H29ZM92 85V84H91ZM102 85V84H101ZM140 85V84H139ZM259 85V84H258ZM22 86V85H21ZM35 86V85H34ZM51 86V85H50ZM57 86V85H56ZM76 86V85H75ZM104 86V85H103ZM129 86V85H128ZM141 86V85H140ZM149 86H152V88L150 89L149 88ZM226 86H228V89H227V87ZM248 86V85H247ZM246 86V87H247ZM253 86V85H252ZM255 86H257V85H255ZM8 87V86H7ZM11 87V86H10ZM25 87V86H24ZM106 87H108V86H106ZM133 87V86H132ZM141 87H144V86H141ZM140 87V88H141ZM230 87H232V89L230 88ZM250 87V86H249ZM47 88H48V86H47ZM56 88V87H55ZM54 88V89H55ZM72 88V87H71ZM136 88V87H135ZM170 88V87H169ZM218 88H219V92H218ZM248 88V87H247ZM252 88V87H251ZM10 89V88H9ZM12 89V88H11ZM13 89H14V87H13ZM15 89L16 90H18L19 89V86H18V88H16L15 87ZM24 89V88H23ZM39 89V88H38ZM63 89V88H62ZM61 89V90H62ZM94 89V88H93ZM222 89H221V92H226V91H222ZM263 89V88H262ZM7 90V89H6ZM15 90V91H16ZM145 90H143V91H145ZM223 90H225V89H223ZM247 89H245V91H246ZM0 91H1V89H0ZM10 91H12V90H10ZM14 91V90H13ZM22 91V90H21ZM20 91V92H21ZM44 91V90H43ZM97 91V90H96ZM108 91V90H107ZM140 91V90H139ZM237 91V92H238ZM248 91V90H247ZM251 91V90H250ZM17 92V91H16ZM15 92V93H16ZM20 92H18V94H20ZM52 92V91H51ZM61 92V91H60ZM74 92V91H73ZM117 92H118V90H117ZM116 92V93H117ZM119 93V92H118ZM229 93V96H231L232 97V93H231V95H230V92H228ZM239 93V92H238ZM237 93V94H238ZM252 93H254V92H252ZM262 93V92H261ZM1 94V93H0ZM11 94H13V92L12 93H10V95ZM22 94V93H21ZM88 94V93H87ZM91 94V93H90ZM89 94V95H90ZM93 94V93H92ZM95 94V93H94ZM97 94V93H96ZM223 94V96H221V97H223V98H225V96H228V94H224V93H222ZM250 94H251V92H250ZM259 94V93H258ZM24 95V94H23ZM63 95V94H62ZM86 95V94H85ZM106 95H108V94H106ZM111 95V94H110ZM116 95V94H115ZM114 95V96H115ZM119 95V94H118ZM165 95V94H164ZM218 95H217V100H219V102H220V99L218 98ZM225 95V96H224ZM235 95H236V93H235ZM6 97L8 96L7 94L5 95ZM50 96V95H49ZM83 96V95H82ZM87 97H88V95H86ZM98 96H99V94H98ZM101 96V95H100ZM228 96V97H229ZM243 96V95H242ZM264 96V95H263ZM6 97L4 98L5 100H6ZM21 97H22V95H21ZM90 97V96H89ZM93 97V96H92ZM111 97V96H110ZM129 97V96H128ZM132 97L134 98L135 96H133L132 95ZM216 97V96H215ZM231 97H230V99H231ZM33 98V97H32ZM222 98V99H223ZM236 98V97H235ZM250 98H251V96H250ZM3 99V98H2ZM3 99V100H4ZM35 99V98H34ZM95 99V98H94ZM97 99V98H96ZM116 99V98H115ZM119 99H120V97H119ZM227 99V98H226ZM224 100L225 101V103L228 101V100ZM229 99V98H228ZM261 99V98H260ZM13 100V99H12ZM16 100V99H15ZM47 100V99H46ZM62 100V99H61ZM69 100V99H68ZM74 100V99H73ZM126 100V99H125ZM128 100H131V98H129ZM249 100V99H248ZM262 100V99H261ZM8 101V100H7ZM22 101V100H21ZM117 101V100H116ZM120 101V100H119ZM137 101V100H136ZM210 101H212V104H210ZM222 101V100H221ZM224 101H222V102H224ZM230 101V100H229ZM233 101V100H232ZM243 101V100H242ZM245 101V100H244ZM10 102H12V101H10ZM47 102V101H46ZM58 102V101H57ZM62 102V101H61ZM88 102V101H87ZM90 102V101H89ZM100 102V101H99ZM102 102H103V100H102ZM110 102H111V100H110ZM122 102V101H121ZM128 102V101H127ZM130 102V101H129ZM134 102V101H133ZM241 102V101H240ZM249 102V101H248ZM5 103V102H4ZM16 103V102H15ZM39 103V102H38ZM43 103V102H42ZM45 103V102H44ZM49 103V102H48ZM64 103V102H63ZM72 103V102H71ZM105 103V102H104ZM218 103V102H217ZM215 104V105H217L218 106V104ZM228 103V102H227ZM252 103V102H251ZM6 104V103H5ZM12 104H13V102H12ZM31 104V103H30ZM59 104V103H58ZM57 104V105H58ZM98 104V103H97ZM110 104V103H109ZM114 104H116V103H114ZM117 104H118V102H117ZM120 104V103H119ZM130 104V103H129ZM132 104V103H131ZM220 104V103H219ZM229 104H230V102H229ZM233 104V103H232ZM234 104H236V101H235V103ZM239 104V103H238ZM1 105V104H0ZM7 105H9L8 103H7ZM24 105V104H23ZM42 105V104H41ZM50 105V104H49ZM72 105V104H71ZM105 105V104H104ZM137 105V107H136V109H137V111L136 110H134L135 108V106ZM157 105V104H156ZM221 105V104H220ZM225 105V104H224ZM224 105H223V103H222V105H221V107L223 106V108H226V107H224ZM260 105V104H259ZM12 106V105H11ZM99 106V105H98ZM125 106V105H124ZM138 106H139V108H138ZM217 106H214V107H211V108H213V113H214V108L215 109H219ZM226 106V105H225ZM228 106V105H227ZM231 107H229V109L228 110H231L232 109V106L233 105H230ZM239 106V105H238ZM246 106H247V104L245 105V107L244 108H246ZM2 107V106H1ZM0 107V108H1ZM7 107V106H6ZM29 107V106H28ZM40 107V106H39ZM67 107V106H66ZM103 107V105L101 106V108ZM112 107V106H111ZM123 107V106H122ZM128 107V109H130L129 107L130 106H127ZM217 107V108H216ZM234 107H235V105H234ZM233 107V108H234ZM242 108H243V105L241 106ZM254 107V106H253ZM257 107V106H256ZM16 108V107H15ZM107 108V107H106ZM115 108V107H114ZM126 108V107H125ZM249 107H247L246 109H248ZM260 108V107H259ZM7 109V108H6ZM9 109V108H8ZM8 109L7 110H5V111H8ZM71 109V108H70ZM73 109V108H72ZM127 109V110H128ZM221 109V108H220ZM245 109V110H246ZM10 110V109H9ZM88 110V109H87ZM118 110V109H117ZM124 110V109H123ZM203 110V109H202ZM201 110V111H202ZM223 110V109H222ZM227 110V109H226ZM235 110V109H234ZM236 110H238V109H236ZM240 110V109H239ZM244 110V109H243ZM249 110V109H248ZM251 110H253V108L251 109ZM258 110V109H257ZM49 111H50V109H49ZM59 111V110H58ZM73 111V110H72ZM75 111V110H74ZM119 111V110H118ZM122 111V110H121ZM126 111V110H125ZM134 111H136V113L134 112ZM206 111V109H205V111H204V113H206V117H203V118H207V120L209 119L208 117H212L209 121H212V119L213 120H217V118H218V124L220 123L219 122V120L221 121V119L219 118L221 115H223V114H221L219 117H217V118H215V116L213 117V116H211V114H209V112H207ZM219 111V110H218ZM217 111V112H218ZM221 111V110H220ZM2 112V111H1ZM0 112V113H1ZM15 112V111H14ZM48 112V111H47ZM102 112V111H101ZM116 112V111H115ZM127 112V111H126ZM134 112V113H133ZM154 112V111H153ZM211 112H212V109H211ZM210 112V113H211ZM217 112L215 111V113L217 114ZM229 112H231V111H229ZM234 112V111H233ZM236 112V111H235ZM237 112H240V111H237ZM113 113V112H112ZM125 113V112H124ZM128 113V112H127ZM5 114V113H4ZM10 114H11V112H10ZM16 114V113H15ZM34 114V113H33ZM52 114V113H51ZM50 114V115H51ZM67 114V113H66ZM96 114V113H95ZM106 114V113H105ZM131 114H135V115H132L131 116ZM150 114V113H149ZM207 114H208V116H207ZM218 114H220L219 112H218ZM30 115V114H29ZM59 115H61V114H59ZM64 115V114H63ZM89 115H91V114H89ZM129 115H128V117H129ZM151 115H152V113H151ZM203 116L205 115V114H202ZM229 115V114H228ZM235 115V114H234ZM238 115H240L239 113H238ZM237 115V117L239 118V116ZM4 116H6V115H4ZM7 116H8V114H7ZM6 116V117H7ZM62 116V115H61ZM100 116V115H99ZM110 116V115H109ZM2 117L3 116H1L0 118L2 119ZM25 117V116H24ZM64 117V116H63ZM77 117V116H76ZM129 117V118H130ZM200 117V119H199V121H198V118ZM224 117V115L222 116V119H224L223 118ZM230 116H226V119L227 118H229ZM247 117V116H246ZM5 118V117H4ZM3 118V119H4ZM10 118V117H9ZM67 118V117H66ZM65 118V119H66ZM122 118H124V116L122 117ZM121 118V119H122ZM128 118V120H130L131 121V119H129ZM138 118V119H137ZM140 118V119H139ZM144 118H145V116H144ZM143 118V119H144ZM240 118H241V116H240ZM235 119L234 117L232 118V120H231V122H233L232 124H235L234 123V119L236 120V122L238 123V122H240L239 120H241V121H243L242 119ZM248 118V117H247ZM3 119L2 120H0V121H2L3 122ZM8 119V118H7ZM37 119V118H36ZM56 119V118H55ZM80 119V118H79ZM95 119V118H94ZM104 119V118H103ZM112 119V118H111ZM142 119V120H143ZM148 119V120H149ZM244 119H245V117H244ZM252 119V118H251ZM250 119V122L251 123H253L254 121H252ZM101 120V119H100ZM124 120H127L126 118L124 119ZM132 120H134V119H132ZM139 120V121H138ZM152 120V121H151ZM225 120V119H224ZM224 120H222V123L224 122H226L227 123V121H229V120H226V121H224ZM245 120H247V119H245ZM249 120V119H248ZM254 120V119H253ZM5 121V120H4ZM31 121V120H30ZM36 121V120H35ZM67 121V120H66ZM99 121V120H98ZM110 121V120H109ZM120 121H122V120H120ZM203 121V122H202ZM26 122V121H25ZM51 122V121H50ZM134 122H133V124H134ZM195 122H200V123H198V124H200L201 125V130H203V131H200V130H196V126H195ZM202 122V123H201ZM216 122V121H215ZM28 123V122H27ZM48 123V122H47ZM109 123V122H108ZM114 123V122H113ZM132 123V122H131ZM194 123V124H193ZM214 123V122H213ZM226 123L223 125V126H225L226 125ZM246 123V122H245ZM251 123H250V126H252V127H254L253 126V124L251 125ZM264 123V122H263ZM58 124V123H57ZM63 124V123H62ZM65 124V123H64ZM70 124H71V122H70ZM88 124V123H87ZM98 124V123H97ZM106 124V123H105ZM104 124V125H105ZM111 124V123H110ZM130 124V123H129ZM140 124V125H141ZM193 124L194 125V127H193V125H192V127H193V129L195 130H191L192 132H190V129H191V125ZM198 124H196L197 126H198ZM206 124V123H205ZM204 124V126H205V129L207 130V131H209L210 133L211 132H214V131H210V130H208L209 128L208 127H206V125ZM216 124V123H215ZM215 124H214V128L216 127L215 126ZM218 124H217V126H218ZM239 124V123H238ZM242 124V123H241ZM3 125V124H2ZM7 125H9V124H7ZM27 125V124H26ZM66 125V124H65ZM76 125V124H75ZM95 125V124H94ZM135 125V124H134ZM185 125H186V127H185ZM200 125L198 126V129H199V127H200ZM207 125H209V124H207ZM221 125V124H220ZM221 125V126H222ZM237 124H235L234 126L235 127H237L236 126ZM15 126V125H14ZM62 126V125H61ZM99 126V125H98ZM127 126V125H126ZM167 126V127H166ZM170 126V128H168ZM187 126H189V127H187ZM220 126V129H219V126H218V128H215L214 130H216V129H219V130H221V128H224V127H221ZM229 126V125H228ZM227 126V127H228ZM246 126V125H245ZM244 126V127H245ZM248 126H249V123H248ZM10 127V126H9ZM63 127V126H62ZM65 127V126H64ZM68 127V126H67ZM70 127V126H69ZM90 127V126H89ZM117 127V126H116ZM130 127H131V125H130ZM133 127V126H132ZM136 127V126H135ZM138 127V126H137ZM136 127V128H137ZM140 127V126H139ZM185 127V128H184ZM203 127V128H202ZM210 127V126H209ZM29 128V127H28ZM78 128V127H77ZM160 128H161V130H160ZM171 128H172V130H171ZM187 128V129H186ZM190 128V129H189ZM238 128L239 127H237V132L240 130H238ZM247 128V127H246ZM260 128V127H259ZM259 128H258V130H259ZM66 129V128H65ZM69 129V128H68ZM101 129V128H100ZM133 129V128H132ZM138 129V128H137ZM225 129V128H224ZM224 129H222V130H224ZM227 129H230V127L229 128H227ZM236 129V128H235ZM248 129V128H247ZM247 129H245L244 128V130H246V132H248V130ZM251 129H254V128H251ZM251 129L249 130L250 132H251ZM63 130V129H62ZM72 130V129H71ZM88 130V129H87ZM127 130V129H126ZM130 130V129H129ZM175 131V132H171V134H170V131ZM187 130H188V132H187ZM230 130H233V128L232 129H230ZM31 131V130H30ZM49 131V130H48ZM52 131H53V129H52ZM57 131V130H56ZM128 131V130H127ZM134 131V130H133ZM136 131V130H135ZM225 131V130H224ZM21 132V131H20ZM152 132V133H151ZM184 132H186V133H184ZM195 132H196V134H195ZM215 132H217V130L215 131ZM237 132H236V134H237ZM242 132V134L243 133H245V135L243 134L242 135V137L241 136H236L237 138H239L238 139V142L240 141L241 142V140L242 139H245L244 141L245 142H251V143H253V141H255V140H253V138L255 137L254 136V134H252V133H250L249 132V134L250 135H248V136H246L247 134H246V132L244 131H241ZM83 133H85V132H83ZM99 133V132H98ZM125 133V132H124ZM190 133H192V142H191V134ZM205 133H207V132H205ZM224 134H222L221 135V133L219 134V132H218V134H219V137H220V135L221 136H225V133H227V137L228 136H230V135H228L229 134V132L228 131H225V132H223ZM256 133V132H255ZM262 133V132H261ZM25 134V133H24ZM44 134V133H43ZM69 134V133H68ZM123 134V133H122ZM121 134V135H122ZM132 134V133H131ZM160 134V133H159ZM159 134L157 133V135L159 136ZM189 135L190 134V136H185V135ZM193 134H195L194 136H193ZM208 134V133H207ZM217 134V135H218ZM252 134V135H251ZM9 135V134H8ZM40 135V134H39ZM64 135V134H63ZM79 135V134H78ZM103 135V134H102ZM106 135V134H105ZM104 135V136H105ZM113 135V134H112ZM129 135V134H128ZM127 135V136H128ZM133 135V134H132ZM131 135V136H132ZM145 136V137H143V136ZM169 135V136H168ZM201 137H202V134H199ZM205 135V136H204ZM203 136L204 137H202V138H199L198 136V138H197V140H199V141H201L202 139H204L203 140V143L205 142V144H206V142L208 143L207 144V147L205 146V144H202V141L201 142H199L198 144H200V145H196L197 147L199 146V148L200 149H205L204 148V146L206 147V149L205 150H209V149H207V148H209L210 147V145H211V143H212V145L214 146V141H215V139L217 140V142H218V139L217 138H219V137H216L215 138V136H216V134H215V136H212V137H214L215 139L213 140L212 138L210 139V137H208V136H206V134H204ZM212 135V134H211ZM233 135H234V133L232 132V134H231V136H232V138H233ZM239 135H241V134H239ZM18 136H20V135H18ZM34 136V135H33ZM77 136V135H76ZM92 136H95V135H92ZM97 136V135H96ZM111 136V135H110ZM115 136V135H114ZM125 136H126V134H125ZM141 136H142V138H141ZM153 136V135H152ZM152 136H150V137H152ZM160 136L162 137V132H161V134H160ZM179 136V137H178ZM225 136V139H224V137H223V139H221V137L219 138V140H223V142L225 141V143H228V141L227 140H230V139H232L231 137L229 138H227ZM243 136H245V137H247V139L249 140V141H247L246 140V138L245 137H243ZM250 136H253V138L251 137V139H249L250 138ZM40 137V136H39ZM101 137V136H100ZM99 137V138H100ZM117 137V136H116ZM155 138H156V140H155V138H149V141H147V143H146V141H143V144L144 145H142L141 147L143 148V146H146L147 144H153V143H149V142H151L152 140V142H154V141H157L158 139H164L163 137L161 138V137H158V139H157V137L156 136H154ZM182 137L184 138V139H182ZM186 137V138H185ZM194 137V138H193ZM206 137H208V138H206ZM249 137V138H248ZM29 138V137H28ZM41 138V137H40ZM66 138V137H65ZM91 138H93V137H91ZM123 138V137H122ZM126 138V137H125ZM129 138H133V137H129ZM129 138H128V140H129ZM187 138L188 139H190V143L188 142L187 143ZM227 138V139H226ZM242 138V139H241ZM255 138H257V137H255ZM254 138V139H255ZM13 139V138H12ZM76 139V138H75ZM74 139V140H75ZM120 139V138H119ZM134 139V138H133ZM208 141H207V140ZM264 139V138H263ZM8 140V139H7ZM34 140V139H33ZM39 141H40V139H38ZM64 140V139H63ZM62 140V141H63ZM151 140V141H150ZM168 140H161V141H163V142H169ZM183 140L185 141L184 143H183ZM196 140V139H195ZM206 140V141H205ZM211 140V142L209 143V141ZM213 140V141H212ZM237 140V139H236ZM251 140V141H250ZM2 141H4V140H2ZM12 141H14V140H12ZM80 141V140H79ZM106 141H107V139H106ZM170 141V143H172ZM243 141V142H244ZM21 142V141H20ZM19 142V143H20ZM32 142H34V141H32ZM43 142V141H42ZM69 142V141H68ZM105 142V141H104ZM112 142V141H111ZM114 142V141H113ZM122 142V141H121ZM129 142V141H128ZM127 142V144L128 145H125V146H127L128 148L126 149V147L125 148H121V149H126V151L128 150H131L132 149V146L134 145V147H133V149H132V152H134L133 150H134V148L137 146H135V144H132V146L131 145H129L130 143H133V142H131L130 141V143H128ZM181 142V143H180ZM195 142H197V141H195ZM222 142V141H221ZM238 142H236V143H238ZM242 142V143H243ZM244 142V143H245ZM15 143V142H14ZM27 143V142H26ZM55 143H57V142H55ZM139 143V142H138ZM141 143V142H140ZM154 143H156V142H154ZM158 143V142H157ZM230 143V142H229ZM228 143V144H229ZM232 143H234V142H232ZM232 143L231 144H229V146L230 145H232ZM243 143V144H244ZM12 144V143H11ZM22 144V143H21ZM20 144V145H21ZM65 144V143H64ZM95 144V143H94ZM94 144L92 145V146H94ZM100 144V143H99ZM120 144V143H119ZM169 143H167V145H168ZM176 144H177V146H176ZM179 144V145H178ZM188 144V145H187ZM197 144V143H196ZM210 144V145H209ZM220 142H219V144H217L216 143V141H215V145H216V147H214L216 150V152H219L220 151V149L219 150H217L218 149V146H220ZM235 144V143H234ZM261 144H263V143H261ZM18 145V144H17ZM29 145H32L31 144V142H30V144ZM51 145V144H50ZM59 145V144H58ZM73 145V144H72ZM103 145V144H102ZM101 145V146H102ZM110 145V144H109ZM121 145V146H122ZM201 145H203V148L202 147H200ZM237 145V144H236ZM239 145H241L242 146V148L240 147V149H243V145L242 144H238L237 146L239 147ZM253 145V144H252ZM256 145H257V143H256ZM41 146V145H40ZM53 146V145H52ZM70 146V145H69ZM89 146V145H88ZM107 146V145H106ZM117 146V145H116ZM120 146V147H121ZM139 146H140V144H139ZM213 146H211L210 148H213ZM235 146V145H234ZM246 146H248V144H246ZM260 146V145H259ZM259 146H258V148H259ZM264 146V145H263ZM23 147V146H22ZM24 147H25V145H24ZM62 147V146H61ZM115 147V146H114ZM131 147V148H130ZM140 147V148H141ZM176 147V148H175ZM231 147H233V145L231 146ZM231 147H229V149L230 150H232V148ZM257 147V146H256ZM16 148V147H15ZM105 148V147H104ZM103 148V149H104ZM138 148V147H137ZM167 148V147H166ZM170 148V149H171ZM175 148V149H174ZM198 148V149H199ZM226 148V150H228V151H226V155H227V153L229 152V153H231L232 151H229V149L227 148V147H225ZM235 148H236V146H235ZM235 148H233V151H235V153L238 151L237 149H239V148H237V149H235ZM245 148V147H244ZM247 148V147H246ZM255 148V147H254ZM10 149V148H9ZM23 149V148H22ZM38 149H40L41 150V148H38ZM73 149V148H72ZM100 149V148H99ZM102 149V148H101ZM101 149H100V151H101ZM115 149V148H114ZM136 149V148H135ZM188 149V148H187ZM190 149V148H189ZM235 149V150H234ZM239 149V150H240ZM68 150V149H67ZM69 150H70V148H69ZM97 150V149H96ZM110 150V149H109ZM162 150H160L161 152H162ZM194 150V149H193ZM211 150V149H210ZM237 150V151H236ZM247 150V149H246ZM250 150V149H249ZM259 150V149H258ZM15 151H17V150H15ZM63 151V150H62ZM106 151V150H105ZM108 151V150H107ZM113 151V150H112ZM115 151V150H114ZM113 151V152H114ZM121 151H123V150H120V151H117V154H118V152H121ZM184 151H186V149L185 150H183V151H180V152H183L184 153ZM212 151H214V149L212 150ZM214 151V152H215ZM243 151V150H242ZM245 151V150H244ZM254 151V150H253ZM256 151V150H255ZM55 152V151H54ZM86 153H87V151H85ZM93 152V151H92ZM91 152V153H92ZM97 152V151H96ZM132 152H129V153H127V154H131ZM166 152H164V154H166ZM180 152L178 153V152H175V153H178V154H180ZM56 153V152H55ZM63 153H65V152H63ZM62 153V154H63ZM91 153H89L90 154V156H92L91 155ZM104 153V152H103ZM102 153V154H103ZM114 153H116V152H114ZM114 153H112V154H114ZM122 153H125L124 151L122 152ZM220 153V152H219ZM229 153H228V156H229ZM258 153V152H257ZM260 153V152H259ZM259 153H258V155H259ZM15 154H16V152H15ZM33 154V153H32ZM37 154V153H36ZM61 154V153H60ZM104 154H106V153H104ZM103 154V155H104ZM108 154V153H107ZM162 154V153H161ZM166 154V155H167ZM200 154H202V152L200 153ZM6 155V154H5ZM23 155V154H22ZM48 155V154H47ZM77 156H78V153L76 154ZM100 155V153L98 154H96L95 153V156H99ZM109 155V154H108ZM115 155V154H114ZM121 155V154H120ZM140 155H141V153H140ZM152 155H154V154H152ZM192 155V154H191ZM214 155V154H213ZM232 155V154H231ZM238 155V154H237ZM236 155V156H237ZM243 155V154H242ZM1 156V155H0ZM51 156H52V154H51ZM89 156V155H88ZM87 156V157H88ZM101 156V155H100ZM106 156V155H105ZM127 157L128 155H122V157L123 158H125V157ZM145 156V155H144ZM143 156V157H144ZM155 156V155H154ZM180 156V155H179ZM178 156V157H179ZM184 156V155H183ZM196 156V155H195ZM211 156V155H210ZM215 156V155H214ZM213 156V157H214ZM235 156V157H236ZM256 156H257V154H256ZM262 156V155H261ZM261 156H260V159H262L263 158V156H262V158H261ZM9 157V156H8ZM111 157H113V155L111 156ZM110 156L108 157V158H111ZM131 157V156H130ZM164 157V156H163ZM218 157V156H217ZM216 157V158H217ZM253 157V156H252ZM11 158V157H10ZM15 158V157H14ZM52 158V157H51ZM55 158V157H54ZM92 158V157H91ZM93 158H94V156H93ZM102 158V157H101ZM103 158H107V157H104L103 156ZM107 158V160H106V162L105 161H102V164H95V163H97V162H94L93 163V161H95L94 159H93V161H91L90 160V162H89V165L87 166V168H86V171H84V172H82L81 174L83 175L84 174V177H85V175H86V179H88L89 180V178L90 177H92V176H94L95 175V173L97 172V174L100 172L99 170H102L103 171V169L105 170V168L104 167H106V166H108V167H111V166H109V165H113V162H114V165L116 166L117 164V162L119 161L120 162V160L119 159H121L120 158V156H116L115 158H117V159H115V161H116V163H115V161H113L114 160V158H112V159H108ZM119 158V159H118ZM172 158V157H171ZM195 158V157H194ZM200 158V157H199ZM199 158H197V159H199ZM201 158H202V156H201ZM200 158V159H201ZM204 158V157H203ZM202 158V159H203ZM206 158V157H205ZM209 158V157H208ZM237 158H238V156H237ZM257 158H259V157H257ZM26 159V158H25ZM53 159V158H52ZM68 159V158H67ZM85 159V158H84ZM88 159V158H87ZM90 159V158H89ZM96 159H98V158H96ZM162 159V158H161ZM174 159V158H173ZM227 159V158H226ZM229 159V158H228ZM230 159H232V158H230ZM0 160H2V158L0 159ZM31 160V159H30ZM99 160V159H98ZM126 160V159H125ZM136 160V159H135ZM145 160V159H144ZM160 160V159H159ZM179 160V159H178ZM206 160H208V159H206ZM215 160V159H214ZM213 160V161H214ZM236 160V159H235ZM238 160V159H237ZM263 160V159H262ZM38 161V160H37ZM43 161V160H42ZM84 161V160H83ZM113 161V162H112ZM130 161V160H129ZM192 161V160H191ZM212 161V160H211ZM212 161V162H213ZM216 161L218 162L219 161V159L217 160L216 159ZM216 161H215V163H216ZM232 161V160H231ZM239 161V160H238ZM27 162H29V161H27ZM58 162V161H57ZM112 162V163H111ZM123 162H125V161H123ZM197 162V161H196ZM211 162V163H212ZM233 162H234V160H233ZM258 162V161H257ZM264 162V161H263ZM33 163V162H32ZM64 163V162H63ZM111 163V164H110ZM135 163V162H134ZM137 163V162H136ZM165 163V162H164ZM192 163V162H191ZM204 163V162H203ZM214 163V164H215ZM229 163V162H228ZM15 164V163H14ZM17 164V163H16ZM50 164V163H49ZM85 164V163H84ZM109 164V165H108ZM148 164V163H147ZM178 164V163H177ZM209 164H210V162H209ZM226 164V163H225ZM245 164V163H244ZM5 165V164H4ZM43 165V164H42ZM76 165V164H75ZM79 165V164H78ZM82 165H83V163H82ZM119 165V164H118ZM137 165H139V164H137ZM142 165V164H141ZM158 165V164H157ZM168 165V164H167ZM174 165V164H173ZM192 165V164H191ZM40 166V165H39ZM55 166V165H54ZM68 166V165H67ZM115 166H112L111 167V169H113ZM180 166V165H179ZM185 166H187V165H185ZM189 166V165H188ZM204 166V165H203ZM211 165H209V167H210ZM236 166H238V165H236ZM244 166V165H243ZM251 166V165H250ZM258 166V165H257ZM11 167V166H10ZM13 167V166H12ZM82 167H84V165L82 166ZM137 167V166H136ZM150 167V166H149ZM182 167V166H181ZM200 167V166H199ZM216 167H217V165H216ZM222 167V166H221ZM42 168V167H41ZM53 168V167H52ZM57 168V167H56ZM66 168V167H65ZM73 168H74V166H73ZM73 168L71 167L70 169H72V171H74L73 170ZM76 168V167H75ZM107 168V167H106ZM126 168V167H125ZM192 168V167H191ZM202 169H204V168H206V169H204V170H207V167H206V165L204 166V167H201ZM258 169H259V167H257ZM256 168V169H257ZM22 169V168H21ZM34 169V168H33ZM59 169V168H58ZM57 169V170H58ZM69 169V170H70ZM79 169H80V167H79ZM79 169H78V172H79ZM200 169V168H199ZM198 169V170H199ZM232 169H233V167H232ZM82 170V169H81ZM107 170V169H106ZM110 170V169H109ZM142 170V169H141ZM159 170V169H158ZM174 170V169H173ZM181 170H182V168H181ZM245 170H246V168H245ZM254 170V169H253ZM260 170V169H259ZM259 170H256L258 173H260V174H262V172H261V170L259 171ZM8 171V170H7ZM59 171V170H58ZM67 171V170H66ZM71 171V172H72ZM99 171V172H98ZM131 171V170H130ZM150 171V170H149ZM152 171V170H151ZM162 171H163V169H162ZM200 171H201V169H200ZM203 171V170H202ZM249 171V170H248ZM35 172V171H34ZM65 172V171H64ZM68 172H70V171H68ZM75 173H76V171H74ZM104 172V171H103ZM119 172V171H118ZM117 172V173H118ZM122 172V171H121ZM136 172V171H135ZM199 172V171H198ZM204 172V171H203ZM210 172V171H209ZM254 172V171H253ZM257 172H256V175L254 174V173H252L253 174V176H251L252 178V180H253V177H255V176H257ZM74 173V174H75ZM93 173H94V175H93ZM133 173V172H132ZM141 173V172H140ZM143 173V172H142ZM165 173V172H164ZM183 173V172H182ZM181 173V174H182ZM188 173H190V171L189 172H187V175H188ZM192 173V172H191ZM2 174V173H1ZM68 175H70L69 173H67ZM74 174H73V177H74V179H72V180H75L74 182H75V184H78V182L80 181L79 180V178H82V177H79V175H77L78 177L75 179V176H74ZM77 174V173H76ZM102 174V173H101ZM101 174H99V175H101ZM125 174V173H124ZM126 174H127V172H126ZM131 174V173H130ZM166 174V173H165ZM177 174V173H176ZM199 174H200V172H199ZM198 174V175H199ZM208 174V173H207ZM90 176V175H92V176H90V177H87V176ZM169 175H170V173H169ZM195 175V174H194ZM194 175H193V178H197V176H195L194 177ZM209 175V174H208ZM245 175V174H244ZM243 175V176H244ZM255 175V176H254ZM67 176V175H66ZM81 176V175H80ZM97 176V175H96ZM156 176V175H155ZM227 176V175H226ZM242 176V175H241ZM262 176V175H261ZM260 175H259V177H261ZM264 176V175H263ZM29 177V176H28ZM46 177V176H45ZM73 177H71V178H73ZM162 177V176H161ZM164 177V176H163ZM172 177V176H171ZM177 177V176H176ZM186 177V176H185ZM191 177V176H190ZM203 177V176H202ZM238 177H240V176H238ZM2 178V177H1ZM93 178V177H92ZM122 178V177H121ZM187 178V177H186ZM217 178H219V177H217ZM232 178V177H231ZM258 178V177H257ZM3 179V178H2ZM26 179V178H25ZM31 179V178H30ZM58 179V178H57ZM83 179V178H82ZM81 179V181H83L84 182V180H82ZM94 179H95V177H94ZM97 179V178H96ZM145 179V178H144ZM183 179V178H182ZM202 179V178H201ZM221 179V178H220ZM248 179H250V178H248ZM250 179V180H251ZM255 179H256V177H255ZM254 179V180H255ZM260 179V178H259ZM43 180V179H42ZM49 180H51V179H49ZM60 180V179H59ZM65 180V179H64ZM69 180V179H68ZM79 180V181H78ZM100 180V179H99ZM134 180V179H133ZM155 180V179H154ZM163 180V179H162ZM171 180V179H170ZM180 180V179H179ZM185 180H187V179H185ZM210 180V179H209ZM242 180V179H241ZM251 180V183L252 182H254V181H252ZM20 181V180H19ZM23 181V180H22ZM21 181V182H22ZM71 181V180H70ZM76 181H77V183H76ZM81 181H80V183H81ZM87 181V180H86ZM108 181V180H107ZM117 181V180H116ZM182 181H184V180H182ZM191 181H192V179H191ZM190 181V182H191ZM213 181V180H212ZM231 181V180H230ZM245 181V180H244ZM243 181V182H244ZM260 181V180H259ZM45 182V181H44ZM68 182V181H67ZM96 182V181H95ZM129 182V181H128ZM187 182V181H186ZM189 182V183H190ZM210 182V181H209ZM238 182H239V180H238ZM258 182V179H256V181L254 182L255 184H260V182L262 183L263 182V179L261 178V181L259 182V183H257ZM90 183V182H89ZM120 183H121V181H120ZM127 183V182H126ZM144 183V182H143ZM152 183H154L153 181H151V184ZM196 183V182H195ZM197 183H198V181H197ZM219 183V182H218ZM236 183V182H235ZM249 183H250V181H249ZM249 184V185H245L246 186V188H249V190H250V188H252V192H251V190H250V192H249V190H247V191H242L244 194H246V197H244V198H246V199H242L243 201H244V203L246 202V200H247V196H248V194H250L249 196L251 197L250 199H254L255 197L254 196H256L257 195V193L256 192H259V196H261L260 194V191H256V188H255V190L253 191V185L252 184ZM25 184V183H24ZM31 184V183H30ZM68 184H70V185H73L72 184V182L71 183H69L68 182ZM82 184V183H81ZM80 184V185H81ZM86 184V183H85ZM84 184V185H85ZM118 184V183H117ZM128 184V183H127ZM131 184V183H130ZM138 184V183H137ZM206 184V183H205ZM243 184V183H242ZM248 184V183H247ZM9 185V184H8ZM64 185H67V183L66 184H64ZM80 185H79V187H80ZM125 185V184H124ZM150 185V184H149ZM169 185V184H168ZM179 185H180V183H179ZM181 185H182V183H181ZM180 185V186H181ZM185 185V184H184ZM253 186V187H251V186ZM7 186V185H6ZM37 186V185H36ZM58 186V185H57ZM69 186V185H68ZM82 186V185H81ZM98 186V185H97ZM200 186V185H199ZM225 186V185H224ZM249 186V187H248ZM262 186V185H261ZM4 187V186H3ZM2 187V188H3ZM18 187V186H17ZM34 187V186H33ZM32 187V188H33ZM43 187V186H42ZM226 187V186H225ZM230 187V186H229ZM10 188H11V186H10ZM27 188V187H26ZM31 188V189H32ZM61 188V187H60ZM72 188V187H71ZM150 188V187H149ZM209 188V187H208ZM213 188V187H212ZM262 188L264 189V186H262ZM67 188H65L64 190L67 192V190H66ZM72 189H74V188H72ZM76 189V188H75ZM245 189V188H244ZM258 189V188H257ZM21 190H22V188H21ZM48 190V189H47ZM63 190V189H62ZM68 190H70L69 188H68ZM114 190V189H113ZM118 190V189H117ZM146 190V189H145ZM166 190V189H165ZM168 190V189H167ZM171 190V189H170ZM197 190V189H196ZM220 190V189H219ZM224 190V189H223ZM226 190V189H225ZM20 191V190H19ZM38 191V190H37ZM44 191V190H43ZM110 191V190H109ZM214 191V190H213ZM256 191V192H255ZM49 192V191H48ZM55 192V191H54ZM114 192V191H113ZM141 192V191H140ZM166 192V191H165ZM172 192V191H171ZM212 192V191H211ZM246 192V193H245ZM254 192V193H253ZM16 193V192H15ZM69 193V192H68ZM71 193V192H70ZM69 193V194H70ZM115 193V192H114ZM123 193V192H122ZM145 193V192H144ZM152 193H154V191L152 192ZM193 193V192H192ZM242 193V194H243ZM17 194H18V192H17ZM48 194V193H47ZM50 194V193H49ZM119 194V193H118ZM128 194V193H127ZM197 194V193H196ZM211 194V193H210ZM209 194V195H210ZM255 194V195H254ZM19 195V194H18ZM37 195H39V194H37ZM61 195V194H60ZM59 195V196H60ZM90 195V194H89ZM98 195V194H97ZM147 195H149V194H147ZM162 195H164V194H162ZM179 195V194H178ZM208 195V194H207ZM253 197H252V196ZM30 196H33V194L32 195H30ZM29 196V197H30ZM46 196V195H45ZM58 196V195H57ZM62 196V195H61ZM61 196H60V198H61ZM72 196V195H71ZM106 196V195H105ZM136 196V195H135ZM172 196V195H171ZM248 196V197H249ZM28 197V198H29ZM54 197H55V195H54ZM79 197V196H78ZM116 197V196H115ZM121 197V196H120ZM159 197V196H158ZM187 197V196H186ZM240 197V196H239ZM257 197V196H256ZM8 198V197H7ZM20 198V197H19ZM40 198V197H39ZM46 198V197H45ZM122 198V197H121ZM181 198V197H180ZM179 198V199H180ZM241 198V197H240ZM243 198V197H242ZM259 198H263V197H259ZM55 199V198H54ZM59 199V197H57V199L56 200H58ZM103 199H105L104 197H103ZM220 199V198H219ZM256 199V198H255ZM254 199V200H255ZM9 200V199H8ZM21 200V199H20ZM55 200V201H56ZM68 200V199H67ZM74 200V199H73ZM123 200V199H122ZM239 200V199H238ZM237 200V201H238ZM257 200H258V198H257ZM257 200H255V202H257ZM263 200H264V198L262 199V200H260L259 199V201L260 202H257V203H264L263 202ZM26 201V200H25ZM41 201V200H40ZM45 201V200H44ZM49 201V200H48ZM68 201H70V200H68ZM83 201V200H82ZM95 201V200H94ZM139 201V200H138ZM175 200H173V202H174ZM229 201V200H228ZM241 201V200H240ZM239 201V202H240ZM242 201V202H243ZM248 201L249 200H247V204L246 205H248ZM5 202V201H4ZM46 202V201H45ZM93 202V201H92ZM119 202V201H118ZM130 202H132V201H130ZM239 202H237L236 204H238ZM251 204H249L248 206L251 208L250 210L252 211L253 210V212L252 213H254V208H256V206L255 207H253L254 205H256L257 203H255V202H251V200L249 201ZM20 203V202H19ZM18 203V204H19ZM29 203V202H28ZM39 203H41V202H39ZM48 203V202H47ZM52 203V202H51ZM70 203H72V202H70ZM161 203V202H160ZM216 203V202H215ZM243 203V204H244ZM252 203H255L254 205L252 204ZM18 204H17V206H18ZM56 204V203H55ZM82 204V203H81ZM133 204V203H132ZM162 204V203H161ZM164 204V203H163ZM173 204V203H172ZM185 205H186V203H184ZM241 204V203H240ZM242 204V205H243ZM4 205V204H3ZM33 205V204H32ZM65 205H67V204H65ZM139 205V204H138ZM160 205V204H159ZM166 205V204H165ZM175 205V204H174ZM181 205V204H180ZM180 205H179V207H180ZM196 205H198V204H196ZM202 205V204H201ZM233 205V204H232ZM239 205V204H238ZM245 205V207L246 208H248L247 206ZM253 205V206H252ZM5 206V205H4ZM68 206V205H67ZM70 206V205H69ZM77 206V205H76ZM162 205H160V207H161ZM164 206V205H163ZM173 206V205H172ZM219 206H221V205H219ZM260 206H262V208L261 209H264L263 208V206L264 205H261L260 204ZM260 206H259V208H260ZM23 207V206H22ZM38 207V206H37ZM46 207V206H45ZM108 207V206H107ZM167 207H169V206H167ZM192 207V206H191ZM207 207V206H206ZM234 207V206H233ZM242 207V206H241ZM245 207H243L244 209H245ZM252 207H253V209H252ZM63 208V207H62ZM150 208V207H149ZM155 208V207H154ZM199 208V207H198ZM239 208V207H238ZM1 209V208H0ZM6 209V208H5ZM29 209V208H28ZM49 209V208H48ZM85 209V208H84ZM107 209V208H106ZM133 209V208H132ZM146 209H148V208H146ZM152 209V208H151ZM162 209H163V207H162ZM206 209V208H205ZM209 209V208H208ZM217 209V208H216ZM2 210V209H1ZM4 210V209H3ZM2 210V211H3ZM9 210V209H8ZM52 210V209H51ZM165 210V209H164ZM223 210V209H222ZM236 210V209H235ZM248 210L249 209H247V212H246V215H243V220H244V218H246L247 219V221L253 216V214H252V216L250 215V212H248ZM256 210H260V209H256ZM256 210H255V212H256ZM16 211V210H15ZM26 211V210H25ZM30 211V210H29ZM125 211V210H124ZM153 211V210H152ZM170 211V210H169ZM207 211V210H206ZM212 211V210H211ZM241 211V210H240ZM244 211V210H243ZM261 211H263L264 212V210H261ZM7 212V211H6ZM19 212V211H18ZM71 212V211H70ZM108 212V211H107ZM120 212V211H119ZM156 212V211H155ZM197 212V211H196ZM214 212V211H213ZM233 212V211H232ZM10 213V212H9ZM13 213V212H12ZM16 213V212H15ZM23 213V212H22ZM42 213V212H41ZM50 213V212H49ZM60 213V212H59ZM167 213V212H166ZM201 213V212H200ZM247 213H249L248 214V216H250V218L248 219L246 216H247ZM3 214V213H2ZM4 214H5V212H4ZM8 214V213H7ZM32 214V213H31ZM36 214V213H35ZM66 214V213H65ZM122 214V213H121ZM156 214V213H155ZM197 214V213H196ZM208 214V213H207ZM220 214V213H219ZM255 214H258V215H256V216H259V213L257 212V213H254V215ZM0 215H1V212H0ZM12 215V214H11ZM29 215V214H28ZM73 215V214H72ZM116 215V214H115ZM120 215V214H119ZM131 215V214H130ZM152 215H153V213H152ZM202 215V214H201ZM223 215V214H222ZM241 215V214H240ZM239 215V216H240ZM3 216V215H2ZM9 216V215H8ZM13 216V215H12ZM27 216V215H26ZM58 216V215H57ZM61 216V215H60ZM87 216H88V214H87ZM151 216V215H150ZM264 216V215H263ZM4 217H5V215H4ZM33 217H35V216H33ZM80 217V216H79ZM89 217V216H88ZM173 217V216H172ZM228 217V216H227ZM260 217V216H259ZM12 218V217H11ZM51 218H53V215L51 216ZM87 218V217H86ZM145 218H146V216H145ZM174 218V217H173ZM198 218V217H197ZM238 218V217H237ZM240 218V217H239ZM239 218L237 219V220H239ZM254 218V220H255V223H257L256 222V220H257V218L258 217H256V219H255V217L253 216L251 219H253ZM5 219H7V220H10V218L8 219V218H6L5 217ZM34 219V218H33ZM60 219V218H59ZM130 219V218H129ZM159 219V218H158ZM217 219V218H216ZM235 219H236V217H235ZM242 219V218H241ZM246 219H245V221H246ZM251 219H250V221H251ZM2 219L0 218V221H1ZM16 220V219H15ZM21 220V219H20ZM137 220V219H136ZM169 220V219H168ZM175 220V219H174ZM259 220H260V218L258 219V222H259ZM6 221V220H5ZM12 221V220H11ZM36 221V220H35ZM45 221V220H44ZM52 221V220H51ZM115 221H116V219H115ZM121 221V220H120ZM129 221V220H128ZM156 222H157V220H155ZM216 221V220H215ZM231 221V220H230ZM7 222V221H6ZM13 222V221H12ZM24 222V221H23ZM50 222V221H49ZM61 222V221H60ZM125 222V221H124ZM136 222V221H135ZM9 223V222H8ZM149 223V222H148ZM166 223V222H165ZM199 223V222H198ZM246 223H248V222H246ZM245 223V225H247ZM253 223V224H252ZM251 224L252 225H254V222H252ZM0 224H3V223H1L0 222ZM9 224H11V222L9 223ZM34 224V223H33ZM46 225L48 224V223H45ZM74 224H75V222H74ZM152 224V223H151ZM221 224V223H220ZM238 224V223H237ZM242 224V223H241ZM263 224H264V222H263ZM263 224H261V220H260V223L258 224V225H263ZM4 225H6V226H8L7 225V223L6 224H4ZM27 225V224H26ZM35 225V224H34ZM54 225V224H53ZM95 225V224H94ZM138 225H139V223H138ZM1 226V225H0ZM12 226V225H11ZM22 226V225H21ZM52 226V225H51ZM54 226H56V225H54ZM112 226V225H111ZM134 226V225H133ZM132 226V227H133ZM248 226V225H247ZM2 227V226H1ZM29 227L31 228V226H30V224H29ZM33 227H35V226H32V228ZM38 227V226H37ZM84 227V226H83ZM121 227V226H120ZM126 227V226H125ZM135 227V226H134ZM139 227V226H138ZM169 227V226H168ZM177 227V226H176ZM234 227V226H233ZM245 227V226H244ZM251 227H253V226H250V230H249V228H246L245 227V229L247 230V231H249L248 233H250V231L252 232V231H254V232H256L255 230H256V228H254V227H256V225L253 227V229H255V230H252V228ZM263 227H264V225H263ZM5 228V227H4ZM18 228V227H17ZM21 228V227H20ZM57 228V227H56ZM82 228V227H81ZM80 228V229H81ZM93 228V227H92ZM94 228H96V227H94ZM93 228V229H94ZM114 228V227H113ZM171 228V227H170ZM182 228V227H181ZM210 228V227H209ZM243 228V227H242ZM262 228V227H261ZM261 228H257V229H261ZM22 229H23V227H22ZM35 229V228H34ZM49 229V228H48ZM52 229V228H51ZM130 229V228H129ZM135 229V228H134ZM141 229V228H140ZM179 229H180V227H179ZM201 229V228H200ZM227 229V228H226ZM244 229V230H245ZM11 230V229H10ZM31 230V229H30ZM30 230H28V231H30ZM79 230V229H78ZM84 230V229H83ZM113 230V229H112ZM124 230V229H123ZM127 230H128V228H127ZM151 230V229H150ZM157 230V229H156ZM163 230V229H162ZM174 230V229H173ZM183 230V229H182ZM189 230V229H188ZM209 230V229H208ZM241 230V229H240ZM2 231V230H1ZM9 231V230H8ZM28 231H26V233L28 232ZM146 231V230H145ZM187 231V230H186ZM242 231V230H241ZM264 230H261V232H263ZM48 232V231H47ZM57 232H59V231H57ZM94 232V231H93ZM112 232V231H111ZM132 232V231H131ZM147 232V231H146ZM195 232V231H194ZM197 232V231H196ZM234 232H236V230L234 231ZM257 232L259 233L260 231H258L257 230ZM20 233H22V232H20ZM34 233H35V231H34ZM53 233V232H52ZM61 233V232H60ZM77 233V232H76ZM90 233V232H89ZM113 233V232H112ZM120 233V232H119ZM127 233H128V231H127ZM245 233V232H244ZM257 233V234H258ZM264 233V232H263ZM262 233V235L261 234H258V235H261V237L259 238V242H261L262 240L264 241V239L262 238V237H264V234ZM5 234V233H4ZM84 234V233H83ZM82 234V235H83ZM102 234V233H101ZM130 234V233H129ZM132 234V233H131ZM139 234V233H138ZM209 234V233H208ZM240 234H242V232L240 233ZM246 234V233H245ZM244 234V235H245ZM250 234H252V233H250ZM24 235V234H23ZM22 235V236H23ZM50 234H48V236H49ZM56 235V234H55ZM88 235V234H87ZM104 235V234H103ZM114 235V234H113ZM116 235V234H115ZM126 235V234H125ZM135 235V234H134ZM146 235V234H145ZM171 235V234H170ZM182 235V234H181ZM204 235V234H203ZM248 235V234H247ZM256 234H254V236H255ZM25 236V235H24ZM29 236V235H28ZM46 236H47V234H46ZM54 236V235H53ZM59 236V235H58ZM98 236H100V235H98ZM147 236V235H146ZM236 236V235H235ZM252 236H253V234H252ZM251 236V237H252ZM30 237H31V235H30ZM55 237V236H54ZM72 237V236H71ZM95 237V236H94ZM166 237V236H165ZM168 237V236H167ZM207 237V236H206ZM244 238L245 237H247V236H243ZM250 237V236H249ZM251 237H250V239H251ZM259 237V236H258ZM1 238V237H0ZM52 238V237H51ZM77 238V237H76ZM117 238V237H116ZM133 238V237H132ZM136 238V237H135ZM171 238V237H170ZM178 238V237H177ZM197 238V237H196ZM195 238V239H196ZM241 238V237H240ZM255 238V237H254ZM254 238H252V239H254ZM87 239V238H86ZM90 239V238H89ZM94 239V238H93ZM92 239V240H93ZM120 239V238H119ZM163 239V238H162ZM168 239V238H167ZM202 239V238H201ZM215 239V238H214ZM234 239V238H233ZM239 239V238H238ZM260 239H262V240H260ZM25 240V239H24ZM56 240V239H55ZM95 240V239H94ZM104 240H105V238H104ZM144 240V239H143ZM152 240V239H151ZM150 240V241H151ZM245 240H247L246 238H245ZM258 239L256 238L254 241L256 242ZM1 241V240H0ZM9 241V240H8ZM26 242H27V240H25ZM41 241V240H40ZM45 241V240H44ZM43 241V242H44ZM85 241V240H84ZM90 241V240H89ZM135 241V240H134ZM140 241H141V239H140ZM161 241V240H160ZM189 241V240H188ZM193 241V240H192ZM235 241V240H234ZM241 241V240H240ZM248 243H246L245 245L247 246V244H249V245H251L250 243H252V242H250V240H249V238H248ZM251 241H253V240H251ZM253 241V242H254ZM19 242V241H18ZM36 242H38V241H36ZM47 242V241H46ZM83 242V241H82ZM93 242V241H92ZM108 242H111V241H108ZM132 242V241H131ZM137 242V241H136ZM157 242V241H156ZM156 242H154V243H156ZM224 242V241H223ZM243 242V241H242ZM244 242H247V241H244ZM7 243V242H6ZM53 243V242H52ZM95 243V242H94ZM106 243H107V241H106ZM124 243V242H123ZM133 243V242H132ZM143 243V242H142ZM176 243V242H175ZM188 243V242H187ZM194 243V242H193ZM198 243V242H197ZM202 243H204V241L202 242ZM3 244V243H2ZM25 244V243H24ZM61 244V243H60ZM109 244V243H108ZM121 244H122V242H121ZM236 244V243H235ZM255 244V243H254ZM252 245L253 246V248H254V246L255 245ZM256 244H258L257 242H256ZM260 244H264V243H260ZM7 245V244H6ZM16 245V244H15ZM14 245V246H15ZM22 245V244H21ZM77 245V244H76ZM91 245V244H90ZM126 245V244H125ZM128 245V244H127ZM126 245V246H127ZM135 245V244H134ZM165 245H166V243H165ZM238 245H240V244H238ZM242 245H244V244H242ZM241 245V246H242ZM245 245H244V247H245ZM259 245V244H258ZM261 245V246H262ZM3 246V245H2ZM5 246V245H4ZM13 246V245H12ZM24 246V245H23ZM103 246V245H102ZM118 246V245H117ZM147 246V245H146ZM222 246V245H221ZM220 246V247H221ZM241 246H239L240 248H241V250H242V247ZM10 247V246H9ZM8 247V248H9ZM20 247V246H19ZM18 247V248H19ZM75 247V246H74ZM94 247V246H93ZM217 247V246H216ZM239 247H238V250H239ZM247 247H250V246H247ZM256 247V250H258V252L257 251H255V249H253L256 253H255V255H254V252H253V250H252V253L253 254H250V253H248V256L250 257V255L252 256L251 258L252 259H254L253 258V255H254V257H255V259L253 260V261H255L253 264H264V245H263V247H262V249L260 250V248H258L259 246H255ZM8 248L7 249H4L5 251H2L1 250V252H0V264H13L15 261H17L15 258H11V257H14L15 255H12V251H10L11 250V248L9 249V251H8ZM15 248H17V247H15ZM17 248V249H18ZM23 248V247H22ZM88 248V247H87ZM95 248V247H94ZM117 248V247H116ZM143 248V247H142ZM201 248V247H200ZM16 249V250H17ZM21 249V248H20ZM55 249H56V247H55ZM91 249H93V248H91ZM101 249V248H100ZM118 249V248H117ZM127 249V248H126ZM140 249V248H139ZM243 249H245V248H243ZM250 249V248H249ZM252 249V248H251ZM251 249H250V251H251ZM7 250V251H6ZM12 250H13V248H12ZM26 250V249H25ZM24 250V251H25ZM33 250H35V249H33ZM160 250V249H159ZM188 250V249H187ZM219 250V249H218ZM246 250V249H245ZM248 250V249H247ZM22 251V250H21ZM50 251V250H49ZM74 251V250H73ZM103 251V250H102ZM212 251V250H211ZM237 251V250H236ZM240 251V250H239ZM244 251V250H243ZM60 252V251H59ZM98 252V251H97ZM139 252V251H138ZM145 252V251H144ZM245 252H247V251H245ZM244 252V253H245ZM248 252H249V250H248ZM24 253V252H23ZM27 253V252H26ZM32 253V252H31ZM35 253V252H34ZM49 253V252H48ZM153 253H154V251H153ZM160 253V252H159ZM162 253V252H161ZM164 253V252H163ZM177 253V252H176ZM210 253V252H209ZM240 253H241V251H240ZM240 253H238V255L240 254ZM243 253V252H242ZM14 254V253H13ZM33 254V253H32ZM36 254H38V253H36ZM54 254V253H53ZM146 254V253H145ZM250 254V255H249ZM17 255V254H16ZM25 255V254H24ZM72 255V254H71ZM112 255H113V253H112ZM177 255V254H176ZM183 255V254H182ZM208 255V254H207ZM212 255V254H211ZM221 255V254H220ZM243 255V254H242ZM242 255H240V257L242 256ZM245 255H247L246 253H245ZM18 256V255H17ZM45 256V255H44ZM117 256V255H116ZM127 256V255H126ZM147 256V255H146ZM154 256V255H153ZM168 256V255H167ZM232 256V255H231ZM236 256V255H235ZM244 256V255H243ZM247 256V257H248ZM22 256L20 255V258H21ZM31 257V256H30ZM34 257V256H33ZM67 257V256H66ZM71 257V256H70ZM106 257V256H105ZM182 257V256H181ZM17 258V257H16ZM41 258V257H40ZM85 258V257H84ZM139 258H140V256H139ZM196 258V257H195ZM233 258H234V256H233ZM238 258H239V256H238ZM242 258V257H241ZM243 258H245V257H243ZM242 258V259H243ZM250 258V259H251ZM11 259H15V261L14 260H11ZM106 259V258H105ZM129 259V258H128ZM167 259V258H166ZM192 259V258H191ZM246 259V258H245ZM250 259H249V261H250ZM251 259V260H252ZM22 260H23V258H22ZM47 260V259H46ZM71 260V259H70ZM79 260V259H78ZM91 260V259H90ZM173 260V259H172ZM237 260H239V259H237ZM236 260V261H237ZM11 261H13V262H11ZM21 261V260H20ZM28 261V260H27ZM103 261V260H102ZM136 261V260H135ZM140 261V260H139ZM158 261H159V259H158ZM202 261V260H201ZM243 261H245V260H243ZM23 262V261H22ZM21 262V263H22ZM35 262V261H34ZM115 262V261H114ZM142 262V261H141ZM172 262V261H171ZM240 262V261H239ZM19 263V262H18ZM20 263V264H21ZM50 263V262H49ZM98 263V262H97ZM195 263V262H194ZM193 263V264H194ZM247 263V262H246ZM28 264V263H27ZM29 264H31V262L29 261ZM37 264V263H36ZM57 264V263H56ZM72 264H74V263H72ZM113 264V263H112ZM131 264V263H130ZM196 264V263H195ZM212 264V263H211ZM222 264H224V263H222ZM226 264V263H225ZM227 264H229V263H227ZM242 264V263H241ZM248 264H251V263H248Z\"/></svg>",
    "mask_w": 264,
    "mask_h": 264
}]
</instances>
